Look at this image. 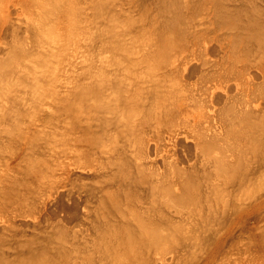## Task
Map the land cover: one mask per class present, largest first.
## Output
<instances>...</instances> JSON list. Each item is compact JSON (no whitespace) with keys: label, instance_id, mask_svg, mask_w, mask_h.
I'll return each instance as SVG.
<instances>
[{"label":"rangeland","instance_id":"rangeland-1","mask_svg":"<svg viewBox=\"0 0 264 264\" xmlns=\"http://www.w3.org/2000/svg\"><path fill=\"white\" fill-rule=\"evenodd\" d=\"M37 1V2H36ZM48 2V0H28V1H26V2H24V4L21 6V2L19 3V2H17L16 3V6H18L19 7V11L18 10H16V12H14V13H12V17H11V20L10 21H7L6 23H0V68H2L3 67V61L4 60H6V55L8 54H10L9 56L11 57V59L8 57V55H7V60L4 62V63H8V64H4V69L3 70H5V69H7L8 67H9V61H10V63H11V60H15V54H14V51H16L15 49H14V47L16 46V42H14V39L16 38V35H14V33L16 32V30L17 31H19V33L18 34H20L21 36H23V37H21V38H23V39H19L20 41L21 40H24L25 39V37H26V39H25V41H26V43L28 42V38H29V41L31 40V39H33V37H35L34 35V31H33V29L35 28V29H37L38 27H39V25L38 24H45V26L46 25H48L49 26V23H50V21H51V23H52V25L53 24H56L57 22H54V20H53V16H55V15H50V13L51 12H49V14H48V16H47V14H45V16H44V14H42V11H43V8L45 9L46 7H43V4L42 3H47ZM51 1V0H50ZM96 3H95V2ZM98 1H100V3L103 1V0H74V7L76 8V13L78 14V17H76L75 18V22H77V26L74 28V35H73V41H71L70 42V44L68 45V49H67V54H66V56L64 57V59L62 60H60L59 61V64H54L53 63V60L51 61V63H53V65L51 64V66H49V67H45V66H43V67H45L46 69H45V71L46 72H44V68H43V71H42V69H41V71L43 72V73H46V74H43L42 72H38V70H36V69H38V68H40L41 67V65H43V64H41V63H43V61L42 60H44L43 58L41 59V57H42V54L40 53V50H38L39 48H38V43H36L37 45V48L38 49H36L35 50V46H33V45H35V43H33V44H31V42H34L35 40H37V39H40V37H41V32L39 31L40 30V28H38L39 30H36V31H39V32H37V33H39V34H37L36 32V35H40V37H38L37 38V36L35 37V38H37V39H35L34 41H30V44H31V48H33V49H28L27 51L29 52H27L26 54H24L23 56H21L20 58H18V59H16L15 60V62H14V65L12 66V68H10L11 70H9L10 71V73H12V74H14V72H15V76H14V78L13 77H11L12 76V74H10V77L9 78H7L8 80V83H7V81L5 80V82H3V83H1V85L3 84V85H5L6 84V87H11V90L12 91H10L9 93L10 94H12V93H14L15 92V89L17 88V87H20V88H22V86L20 85V84H22V85H24V84H26L25 85V87L24 88H26L27 89V87H30V85H32V87H30V88H32V89H29L30 90V92L32 91H34V93H35V91L37 90V89H34L33 88V86H34V83H37V82H34V83H32V80L34 79L33 78V76L35 77V81H38V83H40L41 85H39L38 83V85H36V88L38 87V86H40V87H44V88H48V89H51V91H50V94L49 95H47V97L46 96H39V97H37L38 98V100H40V101H38V100H36V97H35V99L33 98L34 96H32L31 97V95H33V94H29L28 93V96L30 97V99L32 98V100H33V102L36 100V103H38V105L35 103V106H34V108H32V106H33V104L34 103H32V102H30L29 103V105H31L32 104V106H31V108L32 109H30V108H28L29 110H28V114H27V108L25 107L26 105L29 107V105H28V103L27 104H25L24 102H23V100H22V102L24 103H21L22 104V107L24 108L25 107V113H21V109H23V108H21V105H20V107H17V106H19L18 104H19V102H18V100L16 99L17 98V96L20 94V93H23V92H20L19 94L17 93V95H16V98L14 97V99H16L17 100V108H21L19 111H20V113L23 115V117H22V115H18L19 113H17V111H18V109H17V111H16V109H15V107L14 106H10L11 104H14V103H11L12 101H11V99L12 98H10L9 99V93L8 94H6V95H4L5 97H3L2 99H3V102H0V103H2L3 104V106H4V109H6L7 108V106L9 105V103H8V105L6 106L5 105V103L6 102H9L8 100H10L11 102H10V107H12V109H13V107H14V109L12 110L13 111V115L14 116H12V117H14L15 118V116H18V118L20 119V118H24L23 120L25 121L26 119H28V120H30V121H28V120H26V122H24L23 120V123H22V121H21V123H20V120H19V122L17 121V119L15 120L16 122H14L13 120V123H14V126L16 125V123L18 124V126H21V127H17L16 126V133L18 132L19 133V135H20V132L22 133V135H16V133H15V136L14 135H12L15 131H13L12 133H11V131H10V129L8 130L7 129V132H5L4 131V127L1 129V130H3V131H1L0 130V142L2 143L3 141H5V142H3L4 144L7 142V141H11L12 142V140L11 139H13V141L14 142H16V139H17V142H18V145H17V142L16 143H14V142H12L13 144H10L9 142L8 143H6L4 146L6 147V149L3 147V143H2V145H1V143H0V146H2L3 147V149H4V151H2L3 149L0 147V151H1V155H0V259L2 260H4L3 261V264H12V262H14L13 264H20L19 262H21V264L23 263L24 264V262H26L27 261V258H30L31 259V257L30 256H32L33 258H32V260H30V259H28L29 260V262H28V264L30 263V264H41V263H43L44 262V260H46L44 263L45 264H48V261L49 260H51L50 258H47L48 256H52V255H54V256H56L55 254H57L58 253V256H56V257H58V258H61L62 260H60V259H58L57 258V260H56V258L54 257V256H52V257H54V258H52V260L50 261L51 262V264H52V261L54 260H56L57 262H53V264L55 263H58L59 262V264H84V263H86V264H91V260L93 261L92 262V264H116V263H118V264H143V262H144V264H264V163H261V162H258L259 161V159H260V157L262 156V158H264V156L263 155H261L260 156V154L262 153V150H264L263 148H264V146H262L263 144H262V142H264V138H261V137H259L260 139H262V141H261V143H260V146L262 147V148H260V147H258L257 148V152H255L253 155H252V153L250 154L249 152L251 151H249V150H247V151H249V152H246V154L248 153V154H250V155H252L254 158L252 159V161H254V162H252L251 160H250V158H252V156L249 158V160H245V159H248V157L249 156H247V158H244V160H245V162L247 161H250V162H248V163H250V165L253 163V166H254V164H256V166H260L261 164H263V166H261V167H253L252 165L250 166L249 164V166H250V168L251 169H249V167H248V165H246L247 167H248V173H247V170H245L246 171V173L249 175V178H247L246 177V175H245V177H246V180L244 179V178H242V179H240L241 177H244V175L243 176H241L240 177V174H239V171H237L236 169H233V167L234 168H237L238 170L239 169H241V168H245V169H247L246 168V166L245 167H241V166H243L244 165V163H243V165H241L240 166V161H242V160H239V158L241 159L242 157H245L244 155H242V153H240L242 150H240V151H237V149H236V151H237V153H238V155H240L241 154V156L242 157H239V156H237L238 157V160H237V158H236V160H237V162H239L238 163V165L241 167H239V166H237V167H235L234 165H233V167H230V168H232L233 170L232 171H237V176H236V178L235 177H233V175H234V173H232V171H231V169L229 170V173H228V175L229 174H233L232 175V177L231 178H234V179H229V177L227 178V177H225L226 178V180L227 181H222V184H220V186H219V189H221V192L220 193H222V189H223V183H224V185L225 186H227L228 184V187H224L225 189H227V188H229V189H227L226 190V192H229V190H230V193L231 192H233V194H229L228 193V196H227V194L225 195V193H224V195L226 196L224 199H227V197H228V201H229V199L230 200H232V201H229L230 203H232V204H229L228 206V212H226V214H225V212L223 213V215H222V213H221V211H219V219L221 218V217H223L222 218V221L223 220H225V221H223V222H221V224H218V222L217 221H213V219L212 218H210L209 220L212 222H214L215 224H216V226H217V230L215 229L216 227L215 226H213V222L211 223L210 221H208V220H206V221H208V223L210 224H212V226L213 227H215L214 229H215V231H217V232H215L214 230H213V232H215V233H211V230H208L210 233H208V232H204V230H206V229H204L203 231H200V230H202L203 228H200L199 226H201V225H203V224H198L197 226L199 227L198 228V234L194 231H192V229H191V227H190V229H191V231L192 232H190L189 231V233L188 234H186L185 232L186 231H188V230H186V229H182V230H184V232L182 231V230H180L178 233L180 234V233H182V234H180V235H182V236H184V239H185V237L186 236H190V233L191 234H193L194 233V235L193 236H196V234H197V236L199 235V233H201L199 236L201 237V239H197V237H194V240L192 239V238H190V237H186V240H185V244L184 243H182V242H180V241H182L183 239V237L182 238H179L178 240V242H180L181 244H183V246L181 245H178L177 247H176V249H172V250H170L171 248H174V245H175V243H174V238H173V236H174V234L175 235H177L176 237L178 238L180 235H178L177 233H174L173 235H172V240H170V239H168L167 240V246H165L164 245V247H162L163 245V243L160 245V247H158V249L156 250V248H154V246L156 247V245L154 244V243H152V244H154L153 246H151V243H146V245L147 246H145L146 247V249H147V251H145L146 249H145V247H142L141 248V250H140V256H138V255H135L134 253H130L129 254V256L128 257H126L125 259L123 258V256H120L121 254H120V252L118 251V250H116V249H114V248H111V249H113L115 252H117L118 251V254H120V255H118V256H120V259H118V261H115V263H114V261H112V259H114V260H117V259H115V258H113V257H115V256H117L116 255V253L115 252H113V250L111 251V253L110 254H108L107 255V252H106V256L104 255V253H105V251H107L108 249H106L107 247H105V245L107 246V244H105V243H108L109 241H110V239H111V241L113 242L114 240H117V239H114L113 240V238H114V236H115V234H117V233H120V229H121V227L123 226V224L122 223H124V221L123 220H125V219H123L122 217L125 215V212L129 209V212L127 213V215L129 214V213H132L133 211H132V208L130 209L129 207H128V209L124 212L123 210V208H121V207H125V208H127V205H126V201H124L126 198H122V195H121V199H124L123 201H121V204H123L124 206H119L120 207V209H122V213L124 212V214H122L121 213V210H120V213L118 212L117 213V211L115 212V211H113L112 209L113 208H116V207H114L113 206V202H112V199L110 200V199H103V198H105L106 197V195H108V197H109V195H110V198L113 196V199H115L114 197L115 196H117V192H114L113 193V189H110V188H113L116 184H118L119 183V186L117 185V187H119L117 190H121V188H120V186H121V181H123L122 179H121V181L119 180V182H117L116 181V184H113L114 186L113 187H109V189H110V191H108L107 189H108V183L111 181V179H110V181L108 182V183H106V184H104L105 183V180H104V182H103V178L102 177H97V175H96V177L94 176V172H96V171H94V166H99L100 164V166H104V164H106V163H104V162H101V161H103V160H101V158L102 157H104V156H100V157H98L99 155H98V153H96L93 149V151L89 148L88 149V146H90L91 147V143H90V141L88 140V138H87V136L86 135H84V138L80 141V146H81V150H80V153H79V155H80V157L82 158V161H83V165H81V164H79V163H77L75 160L78 158V159H80L79 157H76V155L74 154V153H71L70 151H71V149H67V145H66V143H67V141H68V137H70L71 135H72V133L70 132V131H68L69 130V128L71 127V125H69L68 123H67V121L65 120V114H64V110H63V90H64V87H81L80 85H85L84 87H89V86H91L92 85V83L94 82V83H96L95 82V80H93L92 81V83L91 82H89V80L91 79H94V77H95V75L99 72V71H101L100 72V74L102 73L103 75H101V76H104L105 75V73H106V77H107V80H108V82L110 81L108 78H112V77H115V79H116V76H118L117 77V79L115 80L114 79V81H118V79H121V80H119V81H121V82H124L123 84L121 83V82H119L118 81V83H114L113 82V80H111L110 82H113L114 83V85L115 84H117V85H115L116 87H120V86H122V87H124V85H127L128 87H130V86H132L133 85V87H135L136 88V91L138 92H140V95L141 94H143V92H144V94L142 95V97H143V99L142 100H144V101H146V100H148V102L146 101L145 102V106L143 107V105H141V109H144V108H146V111L147 110H149V108H150V105H152L151 106V108L152 107H154L153 105H155L154 103H156L157 102V100L156 99H158V97H156V96H151V91L153 90L152 88L153 87H163L165 84H166V82H168L169 83V81H165L166 79H167V77L169 78V76H171V74L170 73H166V75H169V76H164L165 75V72L166 71H168V69L167 68H164V75L162 76V74H161V71L163 70H161L159 67H155L154 68V66H155V64L157 65V63H158V59H157V57L156 56H153V57H147V55H143L144 54V48L145 47H147L148 46V44H149V42L147 41V40H149V39H145V35L147 34V36L146 37H150V38H152V40L154 39L155 41H157L158 42V40H157V38H156V35L159 37V34H157L156 33V30L158 29V28H160L161 30L163 29V27H164V19L163 18H165V16H157V14H159L160 12L158 11V9L157 10H150L151 8H155V7H159L160 5H159V3H157V1L156 0H151V1H149L148 3L147 2H145V6H141L142 4H144L143 2H138V3H140L139 4V6L137 5L138 3H137V1H135V0H110V2H111V4L114 6H112L111 8H112V12H109V11H106L107 9H110V8H107V7H110L111 6V4H110V2H109V0H106V1H108L109 2V6H107V3L108 2H105V0H104V2L106 3L105 5L107 6L105 9L106 10H104V3L102 2V6H103V9H102V11L104 10V11H106V13L104 12L103 14H102V16H99V14H100V12H101V10H99L98 8L100 7H98L97 9L98 10H96L95 8H96V4H97V2ZM119 1V2H118ZM139 1H142V0H139ZM144 1V0H143ZM145 1H147V0H145ZM158 1H161V0H158ZM163 2L165 1V0H162ZM186 1H188V0H182V3H184L183 4V7L185 8V6L188 4ZM191 1H193V0H191ZM195 1V0H194ZM197 1V0H196ZM195 1V2H196ZM200 1H202L201 2V6L196 2V6H200L199 8L200 9H202V11L201 10H198V17L196 16V11H195V9H193L194 7H196L194 4L195 3H193V5L194 6H191L192 5V2L190 3L191 5V7H193L192 9L194 10V12L195 13H193L191 10V7L189 8L188 6L189 5H187L186 7H188V8H186L185 10L187 11V9H188V11L187 12H189L190 13V11L192 12L191 14H189V16L190 15H192V17L190 16V18L191 19H194V22H192L193 20H191V19H189V24L191 25L192 24V27L194 26L195 27V29L197 28H199L198 30L200 31V34L202 35V41L204 42H200V40L198 41V43H197V41L196 42H193L192 40L193 39H189V41H187L188 42V44L187 43H182L183 45L185 44V45H190V48H189V50H187L186 52H184V58L181 56V58H180V60L182 61V60H185V61H182V63H181V61L180 60H178L177 61V64H179L178 66H179V68L181 67V69H179L180 70V72H176V70L177 71H179L177 68L176 69H174V71H172V77H171V80H172V86H173V83H174V85H175V87H184V89H187V90H184L183 88H181L180 89V92H179V94H181L182 92H188V94H189V96H192V97H195V96H197L199 99H202V101H204L205 102V104H204V102H203V105H202V109H204L205 111H202V109L201 108H199V109H201V112H199L198 110H196V109H194V112H195V115H194V112H192L191 111V113H190V110H188V109H192L191 107H190V105H186L185 107L186 108H188L185 112H189V114L191 115V116H195V117H197V116H199V113H203L204 115H203V117L206 119L205 120V123L203 122V118H201V120H202V122L203 123H201V124H203V125H206V126H211V127H213V129L214 128H217V129H215L216 131L217 130H219L220 132H226V137H225V135L223 136V137H225V139H227L228 138V136H230L229 134H227L228 133V129L226 128V123H229V121H230V123H232L231 121H233V119L231 118H229L228 116H226V115H224L223 114V112H225L224 110H226L228 107H227V105L229 106L231 103L230 102H232L233 100H238L237 102H239V103H237L236 102V100L235 101H233L232 102V105L234 104L235 106H236V104H237V106L235 107V111H236V108L238 107V105H240V106H242V105H244V108L245 107H247V109L249 110L250 109V106H252L251 107V110L253 109V111L254 112H256V113H258L259 115V118L257 117L256 118V120L258 119H260V122H259V124L260 125H263L264 126V122H263V120H264V110H262V108L264 109V95H263V93H264V86H260L261 87V89L262 90H258L260 87H258V85L259 84H263L264 85V56H263V53L262 52H260L259 50H261L262 48V46H264V44H262V46L261 47H259V48H261V49H259V50H257L258 48H256V50L258 51V52H256V53H259L260 54V57L259 56H257V55H259V54H257V55H255V57H254V52L252 51L255 47H257V45L256 46H254L255 44H256V42H252V43H254V45L253 44H251L250 42V44H251V46H253L254 48H252L251 46V48H252V50L249 52L248 51V53H250L248 56L251 58L252 56L251 55H253V57L254 58H251V60H254L253 61V63L254 64H252V61L251 60H249V59H247V57L245 56H242V55H239L240 57H241V59H240V57L238 58V57H236V56H234V55H230V51H232L233 49H232V47L230 48V43H231V39H223V37H219V35H221V34H224V33H229V32H231L230 30H228V29H230V27L228 28L227 26L229 25V24H222L221 25V27H219V26H217L218 28H220V29H218L217 31H216V29L215 28H213L214 29V31H212V28H211V30H210V33H208V31H209V28L210 27H213L214 25H216V24H214V22L215 23H217V25H219L218 24V22H221L222 23V21H221V18H220V20L218 21V22H216L215 20H218L217 18H215V17H217V15H218V13H217V15L215 16V17H213V15H215V13L213 14V12L215 11V8H213V6H214V4H213V0H208V2H207V0H199V2ZM217 1V0H216ZM257 2L256 3H258V5L260 6V7H262L261 9H262V12H264L263 10H264V1H263V3H262V1L261 0H256ZM259 1H260V3H259ZM33 2H35V5H33L34 3ZM189 2V1H188ZM215 2V1H214ZM229 2V1H228ZM232 2H233V0H232ZM235 2V1H234ZM233 2V3H234ZM38 4V7H37V4ZM41 3V5H39ZM99 3V2H98ZM99 3V4H100ZM207 3V4H206ZM212 3V4H211ZM230 4H231V1L229 2ZM33 6H32V5ZM124 4V5H123ZM151 4V5H150ZM157 4H158V6H157ZM235 4V3H234ZM234 4H232L231 5V8H232V6L234 5ZM152 5H153V7H152ZM162 5V4H161ZM165 5H166V3H165ZM30 6H32V7H30ZM117 8H116V7ZM126 8H124V7ZM155 6V7H154ZM164 6V4L161 6V7H159L160 9L159 10H161V11H164V9H165V7L164 8H162ZM210 6V7H209ZM36 7V8H35ZM42 8V10H40L41 8ZM139 7H140V9H139ZM230 7V6H229ZM115 8V9H114ZM121 8V9H120ZM137 8V9H136ZM199 8H197L196 7V9H199ZM144 9V10H143ZM148 9L151 11V14L153 15V17H150V18H153V19H155L154 21H156L155 22V24L156 25H158L159 23H160V25H161V23L163 24L162 26H160L159 27V25H158V28L156 29V30H153L154 28H153V22L152 23H150L149 22V20H151V19H147V18H149V16H148ZM189 9H191L190 11H189ZM211 9V10H210ZM213 9V10H212ZM24 10V11H23ZM166 10V9H165ZM182 10V9H181ZM184 10V9H183ZM183 10H182V13H184L183 12ZM209 10H210V12H209ZM41 11V12H40ZM111 11V10H110ZM153 11V12H152ZM155 11H156V13H155ZM216 11H217V9H216ZM229 11V10H228ZM63 12L64 13H62L63 14V16L65 17L66 15H64L66 12L63 10ZM94 12V13H93ZM98 12H99V14H98ZM157 12H159V13H157ZM187 12H185L184 14H186ZM230 12H232V11H230ZM102 13V12H101ZM124 13H125V15H124ZM148 13V14H147ZM162 13V15H163V12H161ZM106 14V15H105ZM107 14L110 16H108V17H105V16H107ZM123 14V15H122ZM151 14H149L150 16H152ZM183 14V15H184ZM193 14H195V16L193 15ZM94 15V16H93ZM147 15V16H146ZM159 15H161V14H159ZM236 15V14H235ZM264 15V14H263ZM41 17V20H40V17ZM44 16V17H43ZM146 16V17H145ZM156 16H157V18H156ZM185 17L186 16H188V15H184ZM189 16L188 17H186V18H189ZM194 16V17H193ZM206 16H207V18H206ZM212 18H211V17ZM234 16V15H233ZM232 16V17H233ZM20 17H21V19H20ZM45 19V21H44V19ZM46 17H48V20L46 21ZM49 17H50V19H49ZM94 17H98L99 18V20L101 19V18H103L104 19V21H103V19L102 20H100V25L98 24V18H95L94 19ZM112 17V19L111 20H114L115 19V21H116V24H119V26L118 25H114V24H111L112 22H111V20H110V18ZM161 17V18H160ZM184 17V18H185ZM235 17V16H234ZM24 20H23V19ZM26 18V19H25ZM159 18H160V20L161 21H159ZM195 18H197L198 20L200 19V23L199 24H197V19H195ZM206 18V19H205ZM215 18V19H214ZM27 19L29 20V21H31V22H28L27 21ZM43 19V20H42ZM52 19V20H51ZM76 19H77V21H76ZM117 19V20H116ZM152 19V20H153ZM208 19V20H207ZM213 19H214V22H213ZM26 20V21H25ZM93 20H95V21H93ZM105 20H107V22L108 23H110L109 25H107L106 24V22H105ZM119 20V21H118ZM123 20V21H122ZM206 20H207V22H206ZM38 21H41V22H38ZM53 21V22H52ZM115 21H113L114 23H115ZM202 21H204L203 23H202ZM209 21V22H208ZM25 22H28L27 24L30 26V24H32L33 26H34V24H36L38 27L36 28V25H35V27H33L32 25L29 27V26H27L26 25V23ZM35 22V23H34ZM97 22V23H96ZM101 22H105V26L104 27H107V26H109V27H112L111 25H114L115 26V28H112V29H114V30H116L117 29V31H118V29H119V27H121L120 29L122 30V32L123 33H121V31H120V29H119V33L118 32H116V34L114 35V36H116V35H118V36H116V42H117V39H121V38H119V36L121 37V36H125V38H126V40H127V38H128V42L129 41H131V42H129V44H131V46H129V47H126V44L125 43H127V41H123V39H121L122 40V42H125V43H122V42H120V44L122 43V45H119V41H121V40H118V43H117V45L116 44H112V43H114V42H111V44L113 45V46H115L116 45V47H112V46H108L109 45V43H110V41H108V43L106 42L107 41V38L103 41V36H104V38H105V34H107V35H109L110 34V30L108 31V28H106L105 29V31H104V27L103 28H101L103 25H104V23H102L101 24ZM123 22V23H122ZM145 22V23H144ZM146 22H149L150 23V25L148 24V23H146ZM159 22V23H158ZM211 22V24L209 25V23ZM14 24L15 26H12L11 24ZM30 23V24H29ZM65 23V22H64ZM63 23V24H64ZM68 23V22H67ZM66 23V24H67ZM96 23V25H99V29L97 28V34L99 35L100 34V36H97L96 35V37H94V36H92V34L94 33V31H95V27H97V26H92L93 24H95ZM140 23V24H139ZM143 23V24H142ZM158 23V24H157ZM195 23V24H194ZM194 24V25H193ZM11 25V26H10ZM18 25H20V26H18ZM51 25V24H50ZM142 25V26H141ZM144 26V27H143ZM155 26V25H154ZM204 26V27H203ZM13 27V28H12ZM27 27H29L28 28V30L30 29V28H33V29H31V31H33V33H29V32H31L30 30L28 31L27 30ZM93 27V28H92ZM127 27V28H126ZM132 27L134 28V29H132ZM200 27H202V28H204V29H202L201 28V30H200ZM205 27H206V29H205ZM216 27V26H215ZM227 27V28H226ZM95 28V29H94ZM139 28V29H138ZM94 29V30H93ZM101 29H103V31L101 32ZM111 29V32L113 31L114 32V30H112ZM131 29V30H130ZM152 29V30H151ZM222 29V30H221ZM14 30H15V32H14ZM98 30H99V32H98ZM127 30L129 31V32H127ZM140 30V31H139ZM146 30V31H145ZM161 30L159 31V33H161ZM205 30V31H204ZM124 31H125V35H124ZM212 31V32H211ZM103 32H105V34L103 33ZM156 34H155V33ZM157 32H158V30H157ZM17 33V32H16ZM96 33V32H95ZM95 33H94V35H95ZM150 35H149V34ZM27 34L30 36H28V38H27ZM104 34V35H103ZM132 34V35H131ZM208 34V35H207ZM217 34V35H216ZM19 35V36H20ZM106 35V36H107ZM113 35H110V37L108 38L109 40H110V38H112L111 36H113ZM210 35V36H209ZM212 35V36H211ZM14 36H15V38H14ZM113 36V37H114ZM92 37H94L95 38V41H93V43H92ZM207 37L209 38V37H212V39L211 38H209V40L207 39ZM123 38V37H122ZM218 38V39H217ZM102 39V40H101ZM113 39V38H112ZM112 39H111V41H112ZM219 39L221 40V41H219ZM16 41H17V38L15 39ZM18 40V41H19ZM98 40H100V41H98ZM115 40V39H114ZM145 40H146V42H145ZM206 40V41H205ZM216 40V41H215ZM133 41V42H132ZM185 41V40H184ZM183 41V42H184ZM13 42H14V44H13ZM22 42H24V41H21L20 43L21 44H24L25 45V43H22ZM88 42H91L92 43V45L93 44H95V47H96V49H97V51L95 50V49H91V47H90V45H91V43H89L88 44ZM95 42V43H94ZM96 42H98L97 43V45L99 46V48H98V46L96 45ZM192 42V43H191ZM227 44H226V43ZM229 42V43H228ZM29 43V42H28ZM27 43V44H28ZM106 43H107V45H106ZM159 43V42H158ZM201 43V49L199 48V46H197V44H200ZM203 43V44H202ZM219 43V44H218ZM247 43V42H246ZM249 43H247V46H248V44ZM263 43H264V41H263ZM14 46H13V45ZM110 44V45H111ZM125 44V45H124ZM139 44H142L141 45V49L139 48ZM29 45V44H28ZM91 45V46H92ZM102 45H104L103 46V50H102ZM30 46V45H29ZM107 47V50H106V47ZM119 46V48H117ZM259 46V45H258ZM11 47V48H10ZM94 47V45H93V47L92 48H95ZM109 47V48H108ZM111 47L113 48L112 49V52H111ZM126 47V48H125ZM198 47V48H197ZM13 48V49H12ZM136 48V49H135ZM148 48V47H147ZM240 48V47H239ZM10 49L11 50H13V54L14 55H12L13 57H14V59H12L13 57L11 56V51H10ZM90 49V50H89ZM114 49H117L118 50V52H117V50H114ZM139 49H140V51H139ZM146 49V48H145ZM228 49H230V51L228 50ZM232 49V50H231ZM30 50V51H29ZM93 50V51H92ZM94 50L98 53V54H96L95 55V53H94ZM241 50V49H240ZM248 50H249V48H248ZM263 50H264V47H263ZM113 51H114V56H113ZM135 51V52H134ZM190 51V52H189ZM255 51V50H254ZM8 52H10V53H8ZM88 52L90 53V55H92L91 53H93L94 54V57L96 58V59H98L97 61H96V59H94L93 58V55L92 56H86V55H88ZM117 52V53H116ZM200 52H202V54H199ZM264 52V51H263ZM122 53H128V54H126V56L124 57V55L125 54H122ZM186 53L187 54H189V55H186ZM241 54H242V52H240ZM254 53V54H253ZM262 53V54H261ZM110 54V55H109ZM118 54V56H115V55H117ZM141 55V56H138V55ZM32 57H31V56ZM34 55V56H33ZM129 55V56H128ZM133 57H132V56ZM28 56H30V57H28ZM131 56V57H130ZM35 57H36V59H35ZM44 57V56H43ZM90 57H92V58H90ZM98 57V58H97ZM115 58V59H117V60H115L117 63H119L118 61V59L119 58H121L120 59V65H121V67L119 66L118 67V65L119 64H117L116 63V66H115V61H113L114 59H111V58ZM118 57V58H117ZM126 57H130L129 58V60L126 58ZM185 57H188V58H185ZM231 57H233L232 58V65L234 66H232V71H231V68L229 67L230 65H229V61H230V58ZM235 57V58H234ZM259 57V58H258ZM10 60H9V59ZM25 58L27 59V60H25ZM37 58H40L41 60H39V59H37ZM88 58V59H87ZM151 58H154L153 60L151 59ZM183 58V59H182ZM227 58V59H226ZM238 58V59H237ZM245 58H246V60H245ZM258 58V59H257ZM37 60L38 61V63H36V61L35 60ZM48 59V58H47ZM91 59H94L96 62V64L95 63H92V64H95V67H91L90 66V64H91V62L92 61H94V60H91ZM106 59V61H104ZM123 59V60H122ZM225 59V60H224ZM233 59H235V60H239L238 62H236L235 60H233ZM9 60V61H8ZM31 60H34L35 61V65H34V67L32 66V61ZM89 60H91V62H89ZM152 60V61H151ZM224 60V61H223ZM263 60V61H262ZM55 61V60H54ZM84 61V62H83ZM114 63H113V62ZM139 61H141V62H139ZM149 61H150V65L151 66H149L148 65V63H149ZM246 61H249V62H246ZM251 61V62H250ZM31 62V65L30 66H32L33 68H35V66H36V69L34 70L33 68H31L30 69V66L28 65L29 63ZM45 63L47 62L46 61V59H45V61H44ZM85 62H86V67L84 66V64H85ZM87 62H89L88 64H87ZM100 62V63H99ZM103 62H106L107 64H105V66H107V68H109V65H110V67L112 66V69L111 68H109L110 70H112V71H114L115 69L117 70H115L114 72L116 73H118V75H117V73L114 75V73L113 72H111V73H113V74H110V70L109 69H107L105 66H103V67H105L104 69H102V70H100L101 68H102V66H100L101 64H103L104 65V63ZM153 62V63H152ZM155 62V63H154ZM179 62V63H178ZM248 63L247 65H248V67H246V65H245V67H244V64L245 63ZM258 62V63H257ZM12 63H13V61H12ZM45 63H44V65H45ZM84 63V64H83ZM99 63V64H98ZM126 63V64H125ZM218 63V64H217ZM230 63H231V61H230ZM237 63V64H236ZM243 63V64H242ZM250 63V64H249ZM2 64V65H1ZM47 64V63H46ZM48 64H50L49 62H48ZM47 64V65H48ZM91 64V65H92ZM128 65L127 67L126 66H123L122 67V65ZM134 64V65H133ZM145 64H146V66H145ZM153 64V65H152ZM240 64V65H239ZM7 65H8V67H7ZM88 65V66H87ZM143 65L145 66V67H143ZM214 65V66H213ZM251 65V66H250ZM6 66V67H5ZM22 66V67H21ZM93 66V65H92ZM147 66H149L148 67V69H147ZM250 66V67H249ZM24 67V68H23ZM79 67V68H78ZM89 67H91V69L89 68ZM101 67V68H100ZM117 67V68H116ZM126 67V68H125ZM133 67H134V69H133ZM137 67H139L138 69H136ZM151 67V68H150ZM209 67H211V68H209ZM19 68H21V69H19ZM93 68V69H92ZM100 68V69H99ZM118 68H119V72H120V69H121V72H123L122 74H125L124 76L121 74V72L119 73L118 72ZM144 68V69H143ZM229 68H230V70H229ZM234 68H235V70H234ZM84 69H86V72H84ZM99 69V70H98ZM114 69V70H113ZM133 69V70H132ZM149 69H152V71L156 74V76H154L153 74H152V71H149ZM154 69H156L155 71H154ZM211 69V70H210ZM240 71H239V70ZM1 70V69H0ZM20 70H23V71H20ZM34 72L35 71V73H37V74H35L34 73V75L32 74V78L30 77V79L31 80H28L29 78H27L26 77V75H28V73L31 75V73H33L32 71ZM40 70V69H39ZM98 70V71H97ZM106 70V71H105ZM107 70H109V71H107ZM146 70H148L147 71V75H146ZM210 70V71H209ZM236 70H237V73H236ZM245 70H247V71H245ZM19 71V72H18ZM24 71H25V73H24ZM27 71H28V73H27ZM87 71H88V73H87ZM97 71V72H96ZM104 73H103V72ZM135 71H136V73H135ZM171 71H169V72H171ZM213 71H214V73H213ZM244 71V72H243ZM82 72V73H81ZM86 73V74H84V73ZM109 72V73H108ZM134 72V73H133ZM138 72V73H137ZM151 72V74L149 75V73ZM232 72V73H231ZM234 72V73H233ZM249 74H248V73ZM40 73H42L43 74V80H42V78L40 77L41 76V74ZM181 74V77H180V75H177V74ZM39 74V75H38ZM119 74H121V76L119 75ZM127 74V75H126ZM136 74H138V75H136ZM212 74H214L213 76H211ZM22 77H21V76ZM35 75H37L38 77H40L39 79L37 78V76H35ZM75 75H76V77H75ZM83 75V76H82ZM109 75H111L112 77H109ZM129 75V76H128ZM27 78H25V77ZM80 76V77H79ZM82 76V77H81ZM98 76V74L96 75V77ZM100 76V75H99ZM100 76V77H101ZM146 76V77H145ZM96 77H95V79H96ZM105 77V78H106ZM121 77V78H120ZM122 77H123V79H122ZM126 79H125V78ZM129 77V78H128ZM163 77H165L164 78V80H163ZM11 78H13V79H11ZM105 78L103 77V84H104V82L106 83L107 82V80H105ZM20 79H21V81H20ZM36 79H38V80H36ZM74 79H76L77 80V83H75L74 84ZM80 79V80H79ZM98 79H99V77H98ZM100 79V80H101ZM124 79H125V81H124ZM144 79H145V81H144ZM152 79V80H151ZM28 80V81H27ZM42 80V81H41ZM76 80H75V82H76ZM99 80V81H100ZM138 80V81H137ZM148 80V81H147ZM175 80L177 81V82H175ZM251 80V81H250ZM256 81V83H255V81ZM260 81V83H259V81ZM262 80V81H261ZM11 81V83H9ZM14 81V82H13ZM16 81V82H15ZM22 81H24V82H22ZM29 82V84H27V82ZM39 81H41V82H39ZM136 81V82H135ZM154 81H156L155 83L156 84H154ZM158 81H160V83L158 82ZM162 81L164 82L165 81V83H162ZM254 81V82H253ZM26 82V83H25ZM81 82V83H80ZM90 83V85L88 84V83ZM101 82V81H100ZM107 82V83H108ZM125 82L127 83V84H125ZM131 82H133V83H131ZM153 82V83H152ZM251 82V83H250ZM253 82V83H252ZM85 83V84H84ZM93 83V84H94ZM129 83H131V84H129ZM136 83V84H135ZM161 84V85H159V84ZM258 83V84H257ZM97 84H99V82H97ZM112 84V83H111ZM122 84V85H121ZM135 84V85H134ZM146 84H148V85H146ZM151 84V85H150ZM153 84V85H152ZM177 84V85H176ZM179 84V85H178ZM255 84H257V85H255ZM89 85V86H88ZM94 85H96V84H94ZM114 85H112V87L114 86ZM150 85V86H149ZM155 85V86H154ZM15 88H14V87ZM107 86H108V84H107ZM111 86V85H110ZM127 86H125V87H127ZM149 86V87H148ZM171 86V87H172ZM5 87V86H4ZM39 87V88H40ZM96 87H98V85L96 86ZM145 87V88H144ZM166 87H170V86H168V84H167V86ZM255 87L257 88V90H254L255 89ZM23 88V89H24ZM149 88V89H148ZM18 89V88H17ZM138 89V90H137ZM151 89V91L149 92L148 90H150ZM250 89H253L254 91H256V93H254V91L253 90H250ZM21 90V89H20ZM19 89H18V91H20ZM25 90V89H24ZM147 90V91H146ZM182 90V91H181ZM184 90V91H183ZM190 90L192 91L191 92V94H190ZM17 90H16V92H18ZM22 91V90H21ZM27 90H25L24 92L26 93V95H27V92H26ZM244 91V92H243ZM260 91H262V94H261V92ZM29 92V91H28ZM132 92H133V90H132ZM131 92V93H132ZM137 92L135 93V95L137 94ZM184 92V94L185 95H187V93H185ZM239 92V93H238ZM243 92V93H242ZM257 92H258V94H260V95H258L257 94ZM24 93V94H25ZM150 93V94H149ZM154 92H152V94H153ZM237 93V94H236ZM245 93V94H244ZM183 94V93H182ZM243 94L245 95L244 97H241L242 98V100H241V98L239 99V97L242 95L243 96ZM21 95V94H20ZM154 95V94H153ZM240 95V96H239ZM263 95V97H260V96H262ZM15 96V95H14ZM25 96V95H24ZM144 96H148L147 98L145 97L144 98ZM228 96H229V99H228ZM13 97V96H12ZM19 97V96H18ZM23 97V96H22ZM233 97V98H232ZM234 97H237V98H234ZM20 98V97H19ZM26 98V97H25ZM24 98V99H25ZM20 99H22V98H20ZM232 101H231V100ZM243 99H246V100H243ZM253 99V100H252ZM13 100V99H12ZM27 100H29V98H27V99H25V101H27ZM31 100V101H32ZM137 100V99H136ZM140 101V103L141 104H144L143 103V101ZM240 100V101H239ZM250 100V101H249ZM15 100H13V102H14ZM20 102H21V100H19ZM151 101V102H150ZM154 103H153V102ZM246 101H247V104L248 105H246ZM28 102V101H27ZM53 102V103H52ZM227 102H229V103H227ZM241 102H242V105H241ZM245 104H244V103ZM226 103H227V105H226ZM7 104V103H6ZM15 104V105H16ZM23 105H25V106H23ZM37 105V106H36ZM40 105H42V106H40ZM232 105H230L229 106V110L227 111V113L231 110V111H234V110H232V109H234V108H232L233 106ZM246 105V106H245ZM8 106V107H9ZM148 106H149V108H148ZM239 106V107H240ZM263 106V107H262ZM2 106L0 105V108H1ZM43 107V108H42ZM156 107V106H155ZM227 107V108H226ZM255 107V108H254ZM258 107V109H256ZM261 107V108H260ZM42 108V109H41ZM148 108V109H147ZM151 108H150V110H151ZM226 108V109H225ZM231 108V109H230ZM244 108H243V106L240 108V109H243L244 110ZM2 109H3V107H2ZM2 109H0L1 111H3ZM7 109H9V108H7ZM6 109V110H7ZM34 109V110H33ZM153 109V108H152ZM246 109V108H245ZM246 109V110H247ZM30 110H32V111H30ZM48 110H50L48 113H47V111ZM51 110H52V112H51ZM145 110V109H144ZM221 110V111H220ZM223 110V111H222ZM237 110H239V109H237ZM261 110V111H260ZM0 111V113H2V114H0L2 117H4V118H6L5 116L7 115H4V112H6V111H3V112H1ZM17 113V115H16V113ZM30 111V112H29ZM240 111V110H239ZM8 112V111H7ZM9 112H10V109H9ZM22 112H24V110L22 111ZM32 112V113H31ZM41 112V113H40ZM44 112H45V114H44ZM220 112V113H219ZM236 112H238V111H236ZM263 113V114H261V113ZM15 113V114H14ZM31 113V114H30ZM40 113V114H39ZM46 113L47 114H50L51 115V113L53 114V115H46ZM144 113H145V111H144ZM219 113V114H218ZM231 113V112H230ZM225 114H226V112H225ZM260 114H261V118H263V120H261V118H260ZM11 115V113L9 114V115H7V116H10ZM48 116V118L47 117H44V116ZM57 116V117H55V116ZM226 116V118H225V121H223L224 120V117L221 119V116ZM227 115H229V114H227ZM19 116H21V117H19ZM26 116H29L28 118L26 117ZM230 116V115H229ZM41 117V118H40ZM53 117H54V119H53ZM1 118V117H0ZM9 118V117H8ZM8 118H6V119H2L3 121H7V122H3V121H1V126H3V123L5 124V123H8V126L6 125L5 127L7 128V127H9L10 128V126L9 125H11V120L9 121L8 120ZM26 118V119H25ZM36 118V119H35ZM44 118V119H43ZM55 118H57V119H55ZM199 118V117H198ZM10 119H11V117H10ZM49 119H51V121L52 120H54V121H56V122H54V121H52V123H51V121L49 120ZM228 119H230V120H228ZM255 119V118H254ZM45 120V121H44ZM228 120V122H226ZM50 121V122H49ZM193 121V120H192ZM262 121V122H261ZM3 122V123H2ZM194 122V121H193ZM226 122V123H225ZM12 123V124H13ZM229 123V124H230ZM262 123V124H261ZM84 125L86 124V122H84L83 123ZM222 124H223V127H222ZM229 124L227 125L228 126V128H229ZM27 125V126H26ZM183 125V124H182ZM181 125V126H182ZM185 125H188V124H185ZM259 125V126H260ZM12 126V125H11ZM190 126V128H191V124L189 125ZM189 126L187 127V126H182V127H180L179 128V132H180V134L179 135H177V137L173 140H169L170 141V143L169 142H167L166 143V141H167V137H165V136H167V132H165V130L167 129H165V128H163L162 126H160V129L161 130H163L164 129V132L161 134V132L159 133L160 135H161V137L160 138H158L159 137V134H155V133H153V132H150L148 135H144V142L145 141H147V145H145L144 147L146 148H143L144 149V151H145V153L147 152L148 153V151H149V153H150V151L153 153V154H148V155H146L145 153V156H143L142 154L140 155L141 157H142V159H143V161H145V159H147V158H149V157H155V155L158 153V155H156V158H158V160H160L161 161V158L162 157H170L169 159L170 160H176L177 162H179V164L181 165V166H184L185 165V167H188L190 164L189 163H191L192 161H194L195 159H196V157H197V155H196V151H197V149H196V147L194 146V143H195V139H194V137H192L191 135H192V132H190L191 130H193V128L190 130V128H189ZM262 126V130H264V127ZM23 127V128H22ZM24 127H26V128H24ZM12 128H13V126H12ZM11 128V129H12ZM15 128V127H14ZM227 130H226V129ZM238 128V127H237ZM260 128H261V126H260ZM18 129H19V131H18ZM68 129V130H67ZM225 129V130H224ZM230 129L231 128H229V131H230ZM161 130H159V131H161ZM190 130V131H189ZM48 131V132H47ZM78 131V130H77ZM6 133V134H5ZM7 133H11V134H9V135H11V136H7V138L9 137V139H6L5 137H4V135H8ZM66 135H65V134ZM70 133V134H69ZM153 135H152V134ZM230 133V132H229ZM261 133H264V131H261ZM4 134V135H3ZM107 134H110L109 136H111L112 138H110V140L108 139L107 140ZM106 135L107 136H105V135H103L102 134V136H105V138H104V140L106 139L107 140V143H108V145L110 146H114V144H116L117 143V145L118 144H120V143H118V142H115V140H116V138H117V140H119L120 139V136L121 135H123V133H120L118 136H117V134L116 133H114V134H112V132L111 133H107ZM164 134H165V136H164ZM2 135V136H1ZM49 135V136H48ZM154 135H156V136H154ZM261 135V134H260ZM259 135V136H260ZM264 135V134H263ZM13 136H14V138H13ZM23 136V137H22ZM101 136V137H102ZM114 136H117L116 138H113ZM124 136V135H123ZM122 136V137H123ZM158 136V137H157ZM164 136V138L162 139V137ZM6 139V140H4V138ZM11 137V138H10ZM42 137V138H41ZM121 137V140L123 139ZM179 137V138H178ZM231 137V136H230ZM40 140H39V139ZM44 138V139H43ZM109 138V137H108ZM119 138V139H118ZM127 138V137H126ZM130 138H132V137H130ZM147 138H148V140H147ZM158 138V139H157ZM166 138V139H165ZM232 138V137H231ZM231 138H230V140H231ZM234 138V137H233ZM235 138H237V137H235ZM235 138L234 139H232V140H235ZM52 139V140H51ZM165 139V140H164ZM225 139H223L227 144L226 145H228L231 141L229 140V142L228 141H226ZM229 139V138H228ZM227 139V140H228ZM1 140H3V141H1ZM19 140V141H18ZM44 140V141H43ZM46 140V141H45ZM105 140V141H106ZM116 140V141H117ZM121 140H119V141H121ZM123 140H125V136H124V139ZM122 140V141H123ZM128 140H129V137H128ZM127 140V141H128ZM159 140H161L162 142L161 143H164L165 145H163V144H161L160 143V141ZM220 140H222V139H219V141H218V145H219V142H221L220 144H222V142H223V140L222 141H220ZM239 140H240V138H239ZM33 141L35 142V145H33L34 143H33ZM110 141V142H109ZM126 141V140H125ZM125 141H123V143H121L120 145H122L123 144V146H125L124 144H125ZM130 141V140H129ZM131 141H133V142H135L134 144H136L135 146H133V148L135 147H137V141H136V139L134 138V136H133V140L131 139ZM158 141V142H157ZM172 141V142H171ZM236 141V140H235ZM235 141H232L233 142V146H235V145H238L239 143L238 142H236L235 143ZM238 141V140H237ZM241 141V142H240ZM239 142H240V144L242 145L241 147L243 148V147H245L244 145H247L248 144V142H247V144H245L244 142L246 141V140H244V142H242L243 141V138H242V140H240ZM115 142V143H114ZM225 142H223V144H225ZM72 143H74L73 141H72ZM114 143V144H113ZM161 144L162 145V148L160 147L161 145H159V148L161 149V151H160V149H159V151H157L158 150V148H157V146H156V144ZM234 143H235V145H234ZM238 143V144H237ZM243 143H244V145H243ZM40 144V145H39ZM45 144V145H44ZM145 144H146V142H145ZM217 144V142L216 143H214L213 145H214V147H216L215 149V152H218V151H220L221 152V147H222V145L220 146V150L218 149L219 148V146L218 145H216ZM240 144H239V147H240ZM262 144V145H261ZM7 145V146H6ZM16 145V146H15ZM33 145V146H32ZM84 145H86V147L87 148H85L84 147ZM88 145V146H87ZM120 145H119V147H120ZM148 145H149V147H148ZM216 145V146H215ZM226 145H223V147L225 148H223L222 147V150L224 149V150H228V151H225L226 152V154L228 153L229 155L231 154L230 152L231 151H229V150H232L233 148H237V146H235V147H233L232 149H231V145L232 144H230L229 146H227V147H225ZM8 146L10 147V148H8ZM14 146V147H13ZM35 146V147H34ZM36 146H37V148H36ZM112 146V147H113ZM116 146V145H115ZM113 147V149L114 150H112V151H114L113 152V154L117 151V150H119V147L118 146H116V147H118V149L116 150V147ZM190 146V147H189ZM13 149H12V148ZM16 147V148H15ZM151 147V148H150ZM240 147V148H241ZM122 148H124V147H120V149L122 150ZM131 148V147H130ZM133 148H131L130 149V151H133ZM226 148H228V149H226ZM239 148V149H240ZM247 148V147H246ZM245 148V149H246ZM262 149L260 152H259V154L257 155V156H255V154H257L258 153V151L260 150V149ZM9 149H10V151H9ZM125 149V148H124ZM124 149H123V151H124ZM127 149H129V146L127 147ZM149 149V150H148ZM191 149V150H190ZM238 149V150H239ZM244 149V148H243ZM244 149V151H246ZM248 149H250L249 147H248ZM259 149V150H258ZM91 150V152H90V154H89V151ZM126 150V149H125ZM135 151L136 150H138L139 152H141L140 150H139V148L137 147V149H134ZM147 150V151H146ZM6 151V152H5ZM127 152H125V153H128L129 155H127V156H129V158L127 157V156H125V158L126 159H131L130 158V156H132L133 154L135 155V153H137L138 151H136L135 153L133 152V153H131L132 155H130V151H128V150H126ZM143 151V152H144ZM236 151H232V152H236ZM243 151V152H244ZM255 151V150H254ZM139 152H138V154H139ZM155 152H157L156 154H155ZM83 153V154H82ZM91 153L93 154V155H91ZM118 153V152H117ZM117 153H115V155L116 156H118V154ZM223 153H224V151H223ZM245 153V152H244ZM243 153V154H244ZM263 153H264V151H263ZM33 154V155H32ZM88 154V155H87ZM111 155H113L112 153H110ZM137 154V155H138ZM227 154V155H228ZM245 154V155H246ZM71 155V156H70ZM75 155V156H74ZM137 155L136 156H134V157H136V160L137 161H139L140 159H141V157L139 158V157H137ZM47 156H48V158H47ZM74 156V157H73ZM95 156V157H94ZM107 156V155H106ZM110 156V155H109ZM116 156H115V159H116ZM139 156V155H138ZM147 156V157H146ZM258 156H260L259 157V159L258 160H256V158L258 157ZM39 159H38V158ZM111 157V156H110ZM113 157V156H112ZM134 157L132 156V160L134 159ZM146 157V158H145ZM235 157V156H234ZM38 160H37V159ZM100 158V159H99ZM107 157H105L104 159H106ZM145 158V159H144ZM156 158H154V159H156ZM260 159L261 161L263 160V159ZM32 159H34L33 160V162L31 161ZM100 161H99V160ZM103 159V158H102ZM113 159H114V157H113ZM113 159H106L105 161L107 162V161H109V163H110V161H115V159L113 160ZM118 159V158H117ZM139 159V160H138ZM191 159H193L192 161H191ZM243 159V158H242ZM256 160V163H255V160ZM49 160V161H48ZM73 161V162H76V164H73L72 166H71V169L69 168V169H67V163L69 162V161ZM136 160L135 161H130V163L132 162V163H135V164H137V162H136ZM148 161H149V163H151V165L148 163V166H142V168H140L139 166H138V169H137V165H135V164H132L135 168L134 169H131V171L133 170L134 172H136V174H137V176L139 177V175H138V173L140 172V170H144V169H146L147 168V170H148V172L149 171H151L152 169H155V167H157L156 165H158V164H160L161 162L160 161H158L157 159H156V161H157V163L158 162H160V163H156V165H154L155 164V161L153 160V159H147ZM236 160H235V162H236ZM31 162H32V166L33 167H31L30 168V165L29 164H31ZM35 162V163H34ZM51 162V163H50ZM85 162H88V163H91V164H94V166H90V165H85ZM146 162V161H145ZM143 163V165H147V163ZM234 162V163H235ZM257 162L259 163L258 165H257ZM34 163V164H33ZM104 163V164H103ZM154 163V164H153ZM36 164H38V166H36ZM107 164H108V162H107ZM153 164V165H152ZM35 165V166H34ZM44 165H46V168L44 167V169L43 170H41V168L40 167H43ZM109 165V164H108ZM152 166V168L150 167V166ZM235 165H237V163H235ZM97 166V167H98ZM99 166V167H100ZM161 166H162V164H161ZM38 167V168H37ZM96 167V168H97ZM117 167V166H116ZM115 166H114V168H116ZM148 167H150V168H148ZM163 167V166H162ZM253 168H258L259 170L257 171V172H255L256 171V169L254 170V172H255V174H254V172H252L251 173V170L253 169ZM30 169V170H29ZM33 169V170H32ZM97 169H99V168H97ZM151 169V170H150ZM129 170V169H128ZM244 170V169H243ZM42 173H41V172ZM43 171H44V173H43ZM130 171V170H129ZM130 171V173H133L132 175H133V177H131V178H135V180L138 178L137 176H136V174L134 175V172H131ZM138 171V172H137ZM146 171V170H145ZM230 171H231V173H230ZM241 171H242V169H241ZM241 171H240V173H241ZM245 171H243L242 172V174H244V172ZM253 171V170H252ZM40 172V173H39ZM144 171H142V173H143ZM141 172H140V174L141 175H143ZM146 173H147V171H146ZM236 173V172H235ZM250 173V174H249ZM32 174V175H31ZM37 174V175H36ZM41 174V175H40ZM131 175V176H132ZM238 175H239V179H237L238 178ZM41 176V177H40ZM45 176V177H44ZM46 176H48V177H46ZM117 176V175H116ZM118 176H120V175H118ZM136 176V177H135ZM230 176V175H229ZM10 178H12V179H10ZM17 178V179H16ZM97 178V179H96ZM116 178V177H115ZM121 177H119V178H117V179H120ZM140 178V177H139ZM139 178H138V183H140L139 185H141L142 184V182L139 180ZM263 178V179H262ZM49 179V180H48ZM100 179L102 180V181H100ZM104 179H108V178H104ZM116 179V180H117ZM133 179H130L131 181L133 180ZM235 179H237V180H235ZM259 179V180H258ZM15 180V181H14ZM98 180V181H97ZM130 180H128V181H130ZM134 180V181H135ZM236 182H235V181ZM242 180V181H241ZM14 181V182H13ZM19 181V182H18ZM21 181V182H20ZM48 181V182H47ZM112 181H114L115 182V179L113 180L112 179ZM133 181V182H134ZM232 181L233 182H235V183H232ZM241 181V182H240ZM262 181H263V183H262ZM16 182H18V183H16ZM107 182V181H106ZM114 182H112V183H114ZM133 182H128V183H130V184H128V185H133L134 183H136V181L133 183ZM21 183V184H20ZM23 183V184H22ZM46 183V184H45ZM112 183H111V186H112ZM123 183V182H122ZM227 185H226V184ZM232 183V184H231ZM15 184H17V185H15ZM18 184L20 185L19 187H17L18 186ZM101 184H103V185H101ZM137 184V183H136ZM260 184V185H259ZM262 184V185H261ZM15 185V186H14ZM123 185V184H122ZM138 185V184H137ZM222 185V186H221ZM254 185H255V187H254ZM259 185V186H258ZM101 186V187H100ZM103 186H105L106 187V189L105 190H101L102 188H105V187H103ZM133 186H135V188L136 189H133V187L132 186H129V188H131L132 187V189L134 190V193H132L133 192V190H132V196L133 197H135V196H143L144 195V193H139V194H137L136 195V193H135V191L137 190L138 191V189L140 190V188H141V190L143 189V187H140V188H138V186H136L135 184L133 185ZM16 187L18 188V189H16ZM89 187V188H88ZM94 187V188H93ZM122 187V186H121ZM221 187V188H220ZM254 187V188H253ZM12 188H15V189H12ZM97 189L98 191H104V193L106 192V194L104 195V193H102L105 197H103L102 195V197L100 196V195H97V194H99V193H96V194H93L92 193V189ZM115 189H116V187H114ZM129 188H127V190L129 189ZM96 189L94 190L95 192H96ZM114 189V191H117V190H115ZM9 190H11V191H9ZM14 190V191H13ZM110 192V193H112V194H107L108 192ZM120 190H119V194H121L122 193V191L120 192ZM93 191V192H94ZM97 191V192H98ZM131 191V190H130ZM223 191H224V189H223ZM251 191V192H250ZM255 191V192H254ZM88 192H89V194H88ZM94 192V193H95ZM139 192V191H138ZM143 192V191H142ZM225 192V191H224ZM254 192V193H253ZM92 193V194H91ZM116 193V194H115ZM101 194V193H100ZM113 194H115V196L113 195ZM141 194H143V195H141ZM235 194V195H234ZM251 194V195H250ZM90 195V196H89ZM112 195V196H111ZM223 195V196H224ZM233 195V196H232ZM23 196V197H22ZM25 196V197H24ZM98 196H99V198H98ZM125 196V194H123V197ZM215 196V195H214ZM232 196V197H231ZM101 197V198H100ZM118 197V196H117ZM126 197V196H125ZM144 197V196H143ZM143 197H141V198H143ZM232 199H231V198ZM98 198V199H97ZM140 199V197H136V198H134V199H132L131 198V202H133V206H132V204H130L128 201H127V203H129L130 205H131V207H134V212H140V213H138V214H142L143 216H144V214H147L145 217H148V218H146V220H148V222L145 220V217H143V216H141V217H143V219L145 220V223H146V225H148V223L151 221L150 219L152 218V217H150V216H153L154 215V213H155V215H156V217L155 216H153V220L155 219V218H157L158 216L157 215H159L157 212H155V210L158 208L156 205H151V207L149 208V206H150V204L151 203H149L150 201L149 200H144L145 199V197H144V199H141V201H138ZM93 200V201H92ZM101 200H104V202H102ZM106 200H110L109 202H111L110 204H109V208L107 207V205H108V203L109 202H106L107 203V205H106V203H105V201ZM127 200V199H126ZM144 200V201H143ZM236 200V201H235ZM226 201V200H225ZM96 202V203H95ZM102 202V203H101ZM135 202V203H134ZM137 202H142V204H144V206H145V204H148V205H146L144 208L147 210H149V211H151L152 213H153V215L149 212V211H146L147 213H144L143 214V207L142 208H140V210L141 211H138L137 209H139L137 206L139 205V203H138V205H136V203ZM99 203V204H98ZM104 203V205H102ZM237 203V204H236ZM96 204V205H95ZM119 204H120V202H119ZM141 204V203H140ZM130 205H128V206H130ZM135 205H136V207L137 208H135ZM233 205V207H231V206ZM234 205H236L235 207H234ZM240 205V206H239ZM103 206H105V209L103 208ZM156 206V207H155ZM239 206V207H238ZM102 207V208H101ZM140 207V206H139ZM152 207H155V209L154 208H152ZM91 208V209H90ZM233 208V209H232ZM103 209L104 210H106L107 209V212L105 211V212H103ZM112 210V212H114V216H112L113 215V213H112V215L109 213V212H111V210ZM145 209H144V212H145ZM154 211H153V210ZM101 210V211H100ZM118 210V209H117ZM118 210V211H119ZM131 210V211H130ZM158 210V209H157ZM89 211V212H88ZM234 211V212H233ZM96 213V214H95ZM98 213V214H97ZM105 213V214H104ZM109 213V215L110 216H112V218H111V221L110 220H108V221H104L103 222V220L102 219H104V220H107V218L108 219H110V216H108V215H106V214H108ZM116 213H117V216L118 217H115L116 216ZM148 213H150L149 215H148ZM121 214L123 215V216H121ZM136 215V213H135V215H134V213L132 214V215H128V217H127V215L126 216H124V218H131V219H133L134 220V223H138L137 221V219H141L140 221H139V223L141 222L142 224H144V221H143V219L139 216V215ZM220 214H221V217H220ZM107 216L106 218H103L104 216ZM136 217V216H138L136 219L135 218H132V217H134V216ZM100 216V217H99ZM130 216V217H129ZM132 216V217H131ZM114 217V218H113ZM150 217V218H149ZM159 217H160V215H159ZM158 217V221H160V218ZM99 219V220H98ZM114 221H119V223H120V221L122 220V222L120 223V224H122V225H120V226H118L119 224H118V222H117V227L119 228V229H115V228H113L114 226H112V224H115V222H113V223H111L113 220ZM119 219V220H118ZM131 219H129V220H126L125 221V223H124V225L126 224H133V223H131L132 221H131ZM227 219V220H226ZM135 220H136V222H135ZM153 220L151 221V222H153ZM156 220V222H157V219H155ZM100 221V222H99ZM130 222V223H126V222ZM206 221L204 222V224L206 223ZM99 222V223H98ZM108 222V223H107ZM150 222V223H151ZM185 222H187V221H185ZM201 221H199V223H200ZM203 222V221H202ZM97 223V224H96ZM103 224L104 225V227L101 229V225H99V224ZM111 223V226H110V228L108 229V224H110ZM138 223V224H139ZM141 223H140V225L139 226H141V227H143L142 225H141ZM149 223V224H150ZM182 223H184V222H182ZM188 223V224H187ZM187 223H184L185 225H184V227H186V225L188 226H190V223H192V222H187ZM195 223V225H193ZM193 224H192V227L193 226H195V227H193V230H194V228L196 229V223H198V222H194ZM208 223H206V225H204V226H207V224ZM220 223V222H219ZM107 224V225H106ZM225 224V225H224ZM98 225H99V227H100V229L101 230H103L106 234H107V236L110 234V232H111V235H110V239L106 236V234L105 233H103V232H101V231H99L98 230ZM125 225V226H126ZM130 225V226H131ZM107 226V227H106ZM125 226H123V227H125ZM134 225H132L131 226V228H132V230H134V229H136V226H137V224H135V226L133 227ZM212 226H209L210 228L212 227ZM221 226V227H220ZM115 227H116V225H115ZM202 227V226H201ZM208 227V228H209ZM212 227V228H213ZM224 227V228H223ZM105 228H107V229H105ZM187 228V227H186ZM209 228V229H210ZM221 228V229H220ZM62 231H61V230ZM140 229V228H139ZM138 228L136 229V231L137 230H139ZM218 229H220V231L218 230ZM98 231V232H97ZM65 232H66V235H63V233L65 234ZM134 232V231H133ZM139 232V231H138ZM177 232V231H176ZM59 233H61V234H59ZM98 233L100 234V235H98ZM102 233V234H101ZM186 235H185V234ZM68 234H69V236H68ZM106 236H104V235ZM114 234V236H113V238H111V236ZM140 234H142V232L140 231L137 235H136V233L134 234V235H136V236H138V235H140ZM209 234V235H208ZM59 235H61V236H64V237H66V238H64V237H59ZM118 235V234H117ZM143 235V234H142ZM212 235H214V236H212ZM141 236V235H140ZM145 236V235H144ZM192 236V235H191ZM203 236V237H202ZM207 236V237H206ZM98 238V240H96V238ZM102 237V239L99 241V239ZM104 237V238H103ZM57 238H59V239H57ZM85 238V239H84ZM106 238H108V240L106 239ZM115 238H117L116 236H115ZM188 238H190V240L188 239ZM196 238V239H195ZM93 239V240H92ZM104 239L105 240H107V242L105 241L104 242ZM187 239L189 240V241H187ZM205 239H206V242H205ZM49 242H48V241ZM55 240V241H54ZM82 242H81V241ZM87 240V241H86ZM103 240V241H102ZM204 242H203V241ZM53 241V242H52ZM61 241V242H60ZM80 241V242H79ZM171 241H173L172 243H171ZM198 241V242H197ZM76 242V243H75ZM93 242V243H92ZM99 243V244H94V243ZM102 242H104L103 243V245L102 244H100V243H102ZM176 242V241H175ZM47 243V244H46ZM53 243V244H52ZM59 243H63V245L62 244H59ZM65 243V244H64ZM81 245H83V243H84V247L82 246H80V244ZM88 243V244H87ZM177 243V242H176ZM207 243V244H206ZM67 244V245H66ZM79 244V245H78ZM105 244V245H104ZM157 245H159L160 243H156ZM171 244H174L173 245V247L171 246ZM40 245V246H39ZM48 246V247H45L44 248V246ZM78 246V248H76L77 246ZM96 245V246H95ZM98 245V246H97ZM149 245V246H148ZM171 246V248L169 249L168 247L169 246ZM54 246V247H53ZM61 246H65V247H61ZM87 246V247H86ZM91 246V247H90ZM94 246V247H93ZM101 246V247H100ZM102 246H103V248H102ZM144 246V245H143ZM151 246V247H150ZM185 246V247H184ZM40 247V248H39ZM57 249H56V248ZM67 247V248H66ZM72 247V248H71ZM74 247V248H73ZM80 247H81V249H82V251L83 252H81V250H80ZM89 247V248H88ZM93 247V248H92ZM98 247H99V249H102V251H104V253H102V251L101 250H99L98 249ZM109 247V246H108ZM153 247V248H152ZM167 247V249L165 250V248ZM180 247V248H179ZM184 247V248H183ZM204 247V248H203ZM34 248L35 249H39L38 251H40L41 253H39V254H41V255H37L35 252H37V251H35L34 250ZM43 249V251H41L42 249ZM53 248V249H52ZM64 248H65V250H64ZM76 248V249H75ZM96 248V249H95ZM109 248V251L111 250ZM149 248H151V249H149ZM31 249V250H30ZM48 249V251H46V250ZM52 250V251H49V250ZM59 249V250H58ZM67 249H70V250H68L67 251ZM72 249V250H71ZM78 249V250H77ZM101 252V255L99 254V251ZM103 249H106V250H103ZM155 249V250H154ZM187 249V250H186ZM204 249V250H203ZM206 249V250H205ZM32 251V252H30V251ZM54 250H56V251H54ZM58 250V251H57ZM76 250V251H75ZM97 250V251H96ZM142 250H143V252H142ZM149 250V251H148ZM150 250H151V253H148V252H150ZM158 250L160 251V253L158 252ZM163 250V251H162ZM167 250H169V251H167ZM195 250V251H194ZM62 251H64V252H62ZM65 251H67V252H65ZM71 251H73L72 253H71ZM77 253H75V252ZM157 251V252H156ZM164 251H165V253H164ZM167 251V252H166ZM176 251H177V253H176ZM30 252V253H29ZM42 252L43 253H45V254H47L48 253V255H45V254H42ZM47 252V253H46ZM54 252V253H53ZM56 252V253H55ZM60 252H62V253H60ZM86 254H85V253ZM90 252V253H89ZM92 252V253H91ZM112 252L114 253L113 255H115V256H113V255H111L112 254ZM38 253V252H37ZM51 253V254H50ZM59 253H60V255H59ZM66 253V254H65ZM68 253V254H67ZM79 253V254H78ZM93 253H94V255H93ZM142 253V254H141ZM146 253V254H145ZM153 253V254H152ZM176 253V254H175ZM203 253V254H202ZM35 254L37 255V257H39V259H41V262H40V260L35 256ZM50 254V255H49ZM64 254V255H63ZM69 254H72V255H69ZM90 254V255H89ZM103 254V255H102ZM122 254H123V251H122ZM162 254L164 255V254H166V256L164 255V256H162ZM169 256H168V255ZM34 255V256H33ZM46 257H45V256ZM79 255V256H78ZM86 255V256H85ZM88 255H89V258H93V259H96L95 261L91 258L90 259V261H88L89 260V258H88ZM111 255V256H110ZM142 255V256H141ZM149 255V256H148ZM152 255V256H151ZM69 256V257H68ZM73 256V257H72ZM77 256H78V259H77ZM84 256H85V259H84ZM95 258H94V257ZM97 256H99L100 258H102V259H99ZM101 256H103V257H101ZM112 257V259L111 258H109V257ZM156 256H158V257H156ZM160 256H162V257H164V260H165V262H164V260H162L161 259V261L160 260H157ZM175 258H174V257ZM22 257L24 258V259H22ZM43 257H45V258H47V259H44ZM65 257V258H64ZM68 257V258H67ZM87 257V258H86ZM106 259H105V258ZM122 257V258H121ZM140 257H141V259H140ZM142 257H146L145 259L146 260H142ZM153 257V258H152ZM157 259H156V258ZM165 257H167V259H165ZM181 257V258H180ZM191 257H193V258H191ZM194 257H195V259H194ZM34 258H36V260L37 261H35L34 262ZM63 258H64V260H63ZM98 258V259H97ZM103 258L105 259V260H103ZM109 258V259H108ZM138 258V259H137ZM147 258H149V259H147ZM170 258V259H169ZM172 258H174V259H172ZM66 259V260H65ZM69 259V260H68ZM83 259V260H82ZM137 259V260H136ZM152 261H154V262H152ZM155 259V260H154ZM172 259V262L170 261ZM188 259V260H187ZM22 260H25V261H23L22 262ZM48 260V261H47ZM71 260V261H70ZM78 260V261H77ZM98 260V261H97ZM102 260V261H101ZM111 260V261H110ZM138 260H140V261H138ZM167 260V261H166ZM169 260V261H168ZM18 261V262H17ZM32 263H31V262ZM43 261V262H42ZM77 261V262H76ZM85 261V262H84ZM132 261V262H131ZM136 261V262H135ZM147 261V262H146ZM151 261V262H150ZM157 261V262H156ZM175 261H177V262H175ZM183 261V262H182ZM184 261H187V262H184ZM2 261H0V264H2L1 263ZM9 262V263H8ZM16 262V263H15ZM40 262V263H39ZM50 262H49V264H50ZM61 262V263H60ZM71 262V263H70ZM90 262V263H89ZM105 262V263H104ZM27 264V263H26Z\"/></svg>","mask_w":264,"mask_h":264},{"label":"bare ground","instance_id":"bare-ground-1","mask_svg":"<svg viewBox=\"0 0 264 264\" xmlns=\"http://www.w3.org/2000/svg\"><path fill=\"white\" fill-rule=\"evenodd\" d=\"M26 1H28V0H0V23H6L7 21H10L11 20V17H12V13H14V12H16V10H18L19 9V7L18 6H16V3L17 2H21V6L24 4V2H26ZM42 1V0H41ZM135 1H137V0H135ZM149 1H151V0H149ZM148 0L147 1H137V3L138 2H143L144 4H140V3H138L137 5L139 6V4L141 5V6H145L146 4H145V2H149ZM157 1V3H159V7H161L163 4H164V6L162 7V8H164L165 7V9H164V11H161V10H159L160 8L159 7H155V8H151L150 10H157L158 9V11L160 12H157V13H159V14H161V15H159V14H157V16L159 17V16H165V18H163L164 19V27L162 26L163 24L161 23V25H160V23L158 24L159 25V27L160 26H162L163 27V29L161 30L160 28H158V25H156L155 24V22L156 21H154L155 19H153L154 17H153V15L151 14V11L148 9V13L149 14H151L152 16H150L148 13V16H149V18H147L148 20L149 19H151V20H149V22L150 23H152L153 22V30H156L157 28V30H158V32H157V30H156V33L157 34H159V37L156 35V38H157V40H158V42L157 41H155L154 39L152 40V38H148V37H146L147 36V34L145 35V39H149V40H147L148 42H149V44H148V48L147 47H145L144 48V54L143 55H147V57L149 58V57H153V56H156L157 57V59H158V63H157V65L155 64V66H154V68L157 66V67H159L162 71H161V74H162V76L164 75V68H167L168 69V71H166L165 72V77L166 76H169V75H166V73L168 72V73H170L171 74V76H169V78L167 77V79L165 78V77H163V80H164V78L166 79L165 81H169V83L168 82H166V84L163 86V87H153L152 89V91H151V89L150 90H148L150 93H151V96H156V97H158V99H156L157 100V102L156 103H154L153 101V103L155 104V105H153L154 107H152L151 108V106L152 105H150V108H151V110H150V108H149V106H148V108H149V110H147L146 111V108H144V109H141L140 107H141V105H143V107L145 106V102L147 101L148 102V100H146V101H144V100H142L143 99V97H142V95L144 94V92H143V94H141L140 95V92L138 91H136V88L135 87H133V85L132 86H130V87H128L127 85H124V87H122L123 85V83L124 82H121V81H119V80H121V79H118V81L119 82H121L122 84V86H120V87H116L115 85H117V84H115L114 85V83H118V81L116 82V81H114V79H115V77H112L111 75H109V77H112V78H108L110 81L111 80H113V82H108V80H107V75H106V73H105V75L104 76H101V75H103L102 73L100 74V72L101 71H99L97 74H98V76L96 77V75H95V77H96V79H95V77H94V79H90L89 80V82H91L92 83V81L93 80H95V82L96 83H94V84H96V85H94L93 83H92V85L91 86H89L90 85V83H88L89 85V87H84L85 85H80L81 87H64V90H63V110H64V114H65V120L67 121V123L69 124V125H71V127L69 128V130L68 131H70L71 133H72V135L70 136V137H68L67 139H68V141H67V143H66V145H67V149H71V153H74L75 155H76V157H79L80 159H76L75 161L77 162V163H79V164H81V165H83V161H82V158L80 157V155H79V153H80V150H81V144H80V141L84 138V135H86L87 136V138H88V140L90 141V143H91V147L90 146H88V149L90 148L91 150L93 149L96 153H98V157H100L101 155L102 156H104V157H102L101 158V160H103V161H101V162H104V163H106V164H104V166L102 165V166H94V164H91V163H88V162H85V165H90V166H94V171H96V172H94V176L96 177V175H97V177H102L103 179V182H104V180H105V183L104 184H106V183H108L109 181H110V179H111V181L107 184L108 186V191H110V189H113L112 191H113V193L114 192H117V196H115V194H113L115 197V199H113V196L110 198V195H109V197H108V195H106V197L104 196L105 194H106V192L104 193V191H98L96 188V192L94 191L95 189H92V193L93 194H96V193H99V194H97V195H102L103 197H105V198H103L102 196V198L103 199H112V202H113V206L114 207H116V208H113L112 210L113 211H117V213L119 212L120 213V210H121V213H122V209H120V207L119 206H124L123 204H121V201H123L124 199H121L120 197H121V195H122V198H126L124 201H126L125 203H126V205H127V208H125V207H121V208H123L124 210V212L128 209V207L131 209L132 208V213H129L130 215H132L133 213H134V215H135V213H136V215L138 214V213H140V212H134V207H131V205L130 204H132V206H133V202H131L132 200H131V198L132 199H134V198H136V197H140V199L138 200V201H141V199H144V197H145V199L144 200H149L150 202L149 203H151L150 204V206H149V208L151 207V205H156L158 208V210L156 209L155 210V212H157L159 215H160V217H159V215H157L159 218H160V221H158L159 219H158V217L157 218H155V219H157V222H156V220L154 219H152L153 218V216H155L156 217V215H155V213H154V215H153V213L151 212V211H149L148 209L146 210L145 208V206L146 205H148V204H145V206H144V204H142V202H137L136 203V205H138V203H139V205L137 206L139 209H137L138 211H141L140 210V208H142L143 206L145 207H143L144 209H145V212H144V209H143V214L144 213H147L146 211H149L153 216H150L149 214L150 213H148V215L150 216V217H152L150 220L152 221L153 220V222H149L148 223V225H146V223H145V220H146V218H148V217H145L147 214H144V216L142 215V214H138L139 216L141 215V216H143V217H145V220L143 219V217H141L142 219H143V221H144V224H142L141 222V225L143 226V227H141V226H139L140 225V223H139V221L141 220L138 216H134V217H132V218H139V219H137L138 221V223H134V220L133 219H131V218H124V216H126L127 215V213L129 212V209L125 212V215L123 216L122 214H124V212L121 214V216H123L122 218L123 219H125V220H123L124 221V223H125V221L126 220H129V219H131V223H133L132 225H134L135 226V224H137V226H136V229L138 228H140L139 230H137L136 231V229H134V230H132V228H131V224H125L124 225V223H122L123 224V226H125V227H121V231H120V233H117V234H115V236L117 237V238H115V236H114V234L111 236V238H113V236H114V238H113V240L114 239H117V240H114L113 242L111 241V239H110V235H111V232H110V234L107 236V234L103 231V230H101L103 227H104V225L103 224H99V225H101V229H100V227H99V225H98V230L99 231H101V232H103V233H105L106 234V236L110 239V241L108 240V238H106L109 242L108 243H105V244H107V246L105 245V247H107L106 249H108L107 251H105V253H104V251H102V249H99V247H98V249L99 250H101L102 251V253H104V255L106 256V252H107V255L108 254H110L111 253V251L113 250V249H111V248H114V249H116V250H118L119 252H120V254H118V251L117 252H115L114 250H113V252H115L116 253V255L118 254V255H120V256H123V258L125 259L126 257H128L129 256V254L130 253H134L135 255H138L139 253H140V250H141V248L142 247H145V246H147L146 245V243H151V246H153L154 244L156 245V247L154 246V248H156V250L158 249V247H160V245L162 244L163 246L162 247H164V245L165 246H167V240L168 239H170V240H172V235L174 234V233H177L178 235H180V234H182V233H178L180 230H182V229H186V230H188V231H186L185 233L186 234H188L189 233V231L190 232H198V228L200 227V228H203L202 230H200V231H203L204 229H206V230H204V232L206 231V232H208V233H210L208 230H211V233L213 232V230L215 231V229L217 230V226H216V224L214 223L215 221H217L218 222V224H221V222H223V221H225V220H223L222 221V218L223 217H221V214H220V219H219V211H221V213H222V215H223V213L225 212V214H226V212H228V205L229 204H232V203H230L229 201H232V200H230L229 199V201L227 200L228 199V197L231 195V194H233V192H231L230 193V190H229V192H226V190L227 189H229V188H227V189H225L224 187H228V185L227 186H225L224 185V183H223V189H224V191H223V189H222V193H220L221 192V189H219V186H220V184H222V181H227L226 180V178L225 177H229V179L231 180V179H234V178H231L232 177V175L231 174H229L228 175V173H229V170L231 169V171L233 170V169H236L237 171H239V174H240V177L241 176H243L244 175V177H241L240 179H242V178H244L245 180H246V177L247 178H249V175L247 174L248 173V167H249V169H251L250 168V166L252 165L253 166V163L250 165V163H248V162H250V161H246L245 162V160H249V158L255 153V152H257L256 150H257V148L258 147H260V148H262L261 146H260V143H261V141H262V139H260L259 137H261V138H264V133H261V131H264V130H262L263 128H262V126L263 125H260L259 124V122H260V119L258 120H256V118L258 117L259 118V114L258 113H256V112H254L253 111V109L251 110V107L252 106H250V109L248 110L247 109V107H245L244 108V105H242V102H241V105L243 106V108H244V110L243 109H240L242 106H240V105H238V107L236 108V111H238V112H236L235 111V107L237 106V104H236V106L233 104L232 105V102L233 101H235V100H231L232 102H230L231 104L230 105H232L233 107L232 108H234V109H232V110H234V111H229L228 113H227V111L229 110L228 108H229V106L227 105V103H229V102H227L226 103V105H227V111L226 110H224L225 112H226V114H225V112H223V114L224 115H226V116H228L230 119L232 118L233 119V121H231L232 123H230V121H229V123H226V122H228V120H230V119H228L225 123L228 125L229 124V128H231L230 129V131H229V128H228V126L226 125V128L228 129V133L227 134H229L230 136H228V140L227 139H225V137H226V132L224 131V132H220L219 130H215V129H217V128H214L213 129V127H211L210 125L209 126H206V125H203V124H201V123H205V118L203 117V113H199V116H197V117H195V116H191L190 114H189V112H185L188 108H186L185 106L186 105H190V107L192 108V109H188V110H190V113H191V111L192 112H194V109H196V110H198L199 112H201V109L203 108L202 107V105H203V102L205 101H202V99H199L197 96H195V97H192V96H189V94H188V92H185L184 90H187V89H184V87H175V85H174V83H173V86H172V80H171V77H172V71H174V69H178L179 68V64H177V61L178 60H180V58H181V56L184 58V52H186L187 50H189V48H190V45H183L182 43H187L188 44V42L187 41H189V39L191 40V39H193L192 41L193 42H196L197 41V43H198V41L200 40V42H203L202 41V35L200 34V31L196 28L195 29V23L193 24L194 26L192 27V24L190 25L189 24V19H191L190 18V16L192 17V15H190L189 16V14H191L192 12L193 13H195L194 12V10L193 9H195V11H196V16L198 15V10H201L202 11V9H200L199 7L202 5L201 4V2L202 1H200L199 2V0H195L199 5L198 6H196L197 4H196V2L193 0V1H191V0H188V1H186L188 4L187 5H189L188 7L190 8L191 6H196L197 8H199V9H196V7H191V9H189V11H190V13L189 12H187L188 11V9H187V11L185 10L186 8H188V7H186L185 6V8L183 7V4L184 3H182V0H165L164 2L161 0V1H158V0H156ZM215 1V2H214ZM231 1V4L229 3V2ZM235 1V2H234ZM262 1V0H261ZM264 1V0H263ZM263 1H262V3H263ZM37 2V1H36ZM47 2V1H46ZM95 2V1H94ZM99 3H100V1H98ZM97 2V4H96V10H101V12H100V14H99V12H98V14H99V16H102V14L105 12L106 13V11H109V12H112V4H111V2H110V0H109V2H110V4H111V6L110 7H107V6H109V2L108 1H106L105 0V2H108L107 3V6L105 5L106 3L104 2V0L102 1L103 3H104V10H106L105 8L107 7V8H110V9H107L106 11H102V9H103V4H102V2L99 4ZM119 2V1H118ZM152 2V1H151ZM192 2V5L190 4ZM207 2H208V0H207ZM235 4H234V3ZM233 2H232V0H213V4H214V6H213V8H215V11L213 12V14L215 13V15H213V17H215L216 15H217V13H218V15H217V17H215V18H217L218 20H215L216 22H218L219 20H220V18H221V21H222V23L221 22H218V24L219 25H217V23H215L214 22V19H213V22H214V24H216V25H214L213 27H210L209 28V31H208V33H210V30H211V28H212V31H214V29L213 28H215L216 29V31L218 30V29H220V28H218L217 26H219V27H221V25L222 24H229L227 27L229 28L230 27V29H228V30H230L231 32H229V33H224V34H221V35H219V37L221 38V37H223V39L225 40V39H231V45H230V48L232 47V51H230V49H228L231 53H230V55H234V56H236V57H238L239 55H242V56H248L251 52V50H252V48H254L253 46H251V44H253L254 45V43H252V42H256V44L254 45V46H256L257 44L259 45H257V47H255L252 51L255 53H253L254 54V57H255V55H257V54H259V53H256V52H258L257 50H259V49H261V50H259L260 52H262L263 53V56H264V50H263V47L264 46H262V44H264L263 43V41H264V12H262V7H260L259 5H258V3H256L257 1L256 0H233ZM34 4L33 5H35V2H33ZM96 3V2H95ZM150 3V2H149ZM165 3H166V5H165ZM193 3H195L194 5H193ZM259 3H260V1H259ZM37 4V3H36ZM43 4V7H46L45 9L43 8V11H42V14H44V16H45V14H47V16H48V14H49V12H51L50 13V15L52 14V15H55V16H53V20H54V22H57L56 24H53L52 25V23H51V21H50V23H49V26L48 25H46L45 26V24H38L39 25V27L36 25V24H34V26L32 25L33 23L31 22V21H29L28 19H27V21L28 22H31L32 24H30V26L32 25L33 27H35V25H36V28L38 27V28H40V30L37 28V29H33V28H30L29 30L31 31V29H33V31H34V36L36 37L37 36V38L38 37H40V35H36V33L37 32H41V37H40V39H37V38H35V37H33V39H31L30 41H34L35 39H37V40H35L34 42H31V44H33V43H38V45L35 43V45H33V46H35L36 48H35V50L36 49H38V50H40V53L42 54V57H41V59L43 58L44 60H42L43 61V63H41V64H43V65H41V67L40 68H38V69H36V66H35V68H33L34 67V65H35V61H36V63H38V61L37 60H35L36 59V57H35V61L34 60H31L32 61V66H30L31 65V62L28 64L29 66H30V69L31 68H33L34 70L36 69V70H38V72L40 71V72H42L43 71V68H44V72H46L45 71V69L47 68V67H49V66H51V64L53 65V63L54 64H59V61L62 59H64V57L66 56V54H67V49H68V45L70 44V42L71 41H73V35H74V28L77 26V22H75L74 20H75V18L76 17H78V14L76 13V8L74 7V0H48V2L45 4V3H42ZM162 4V5H161ZM207 4V3H206ZM212 4V3H211ZM232 4H234L233 6H232V8H231V5ZM32 5V4H31ZM32 5V6H33ZM39 5H41V3L39 4ZM124 5V4H123ZM151 5V4H150ZM191 5V6H190ZM32 6H30V7H32ZM99 8H98V7ZM157 6H158V4H157ZM230 6V7H229ZM37 7H38V4H37ZM114 7V6H113ZM116 7V6H115ZM124 7V6H123ZM152 7H153V5H152ZM210 7V6H209ZM36 8V7H35ZM41 8V7H40ZM98 8V9H97ZM117 8V7H116ZM125 8V7H124ZM262 8V9H261ZM115 9V8H114ZM121 9V8H120ZM126 9V8H125ZM137 9V8H136ZM139 9H140V7H139ZM183 10V12L185 13V12H187L186 14H184V13H182V10ZM216 9H217V11H216ZM40 10H42V8L40 9ZM63 10L66 12L64 15H66L65 17L63 16V14L62 13H64L63 12ZM111 10V11H110ZM144 10V9H143ZM211 10V9H210ZM210 10H209V12H210ZM213 10V9H212ZM229 10V11H228ZM19 11V10H18ZM24 11V10H23ZM230 11H232V12H230ZM264 11V10H263ZM41 12V11H40ZM153 12V11H152ZM161 12H163V15H162V13ZM217 12V13H216ZM94 13V12H93ZM155 13H156V11H155ZM189 13V14H188ZM188 15L189 16V18H186V17H188V16H184V15ZM236 14V15H235ZM51 15V16H52ZM106 15V14H105ZM123 15V14H122ZM124 15H125V13H124ZM194 16H195V14H193ZM235 17H234V16ZM43 16V17H44ZM94 16V15H93ZM109 15L107 14V16H105V17H108ZM126 16V15H125ZM147 16V15H146ZM145 16V17H146ZM157 16H156V18H157ZM193 16V17H194ZM195 16V17H196ZM233 16V17H232ZM40 17V16H39ZM42 17V18H43ZM110 17V16H109ZM150 17H153V18H150ZM160 17V18H161ZM185 17V18H184ZM198 17V16H197ZM211 17V16H210ZM220 17V18H219ZM47 19H46V21L48 20V17H46ZM95 18H98V17H94V19ZM160 18H159V21H161L160 20ZM206 18H207V16H206ZM205 18V19H206ZM212 18V17H211ZM20 19H21V17H20ZM23 19V18H22ZM26 19V18H25ZM44 19V18H43ZM42 19V20H43ZM49 19H50V17H49ZM103 18H101L100 20H102ZM112 19V17L110 18V20ZM153 19V20H152ZM195 19H197V18H195ZM24 20V19H23ZM40 20H41V17H40ZM52 20V19H51ZM99 22H98V24L100 23V20H99V18L97 19ZM117 20V19H116ZM191 20H193L192 22H194V19H191ZM208 20V19H207ZM207 20H206V22H207ZM26 21V20H25ZM44 21H45V19H44ZM76 21H77V19H76ZM93 21H95V20H93ZM103 21H104V19H103ZM113 21H115V19L114 20H111V24H116V21H115V23L113 22ZM119 21V20H118ZM123 21V20H122ZM200 19L198 20L197 19V24H199L200 22ZM28 22H25L26 23V25L27 26H29L27 23ZM38 22H41V21H38ZM53 22V21H52ZM65 22V23H64ZM68 22V23H67ZM105 22H106V24L107 25H109L110 23H108L107 22V20H105ZM105 22H101V24L102 23H104V25L101 27V28H103L106 24H105ZM149 22H146V23H148L149 25H150V23ZM204 21H202V23H203ZM209 22V21H208ZM35 23V22H34ZM42 23V22H41ZM64 23V24H63ZM67 23V24H66ZM97 23V22H96ZM96 23L95 24H93L92 26H97V27H95L94 29H95V31H94V33H95V35H94V33L92 34V36H94V37H96V35L97 36H100V34L98 35L97 34V28L99 27V25H96ZM123 23V22H122ZM145 23V22H144ZM51 24V25H50ZM140 24V23H139ZM143 24V23H142ZM211 24V22L209 23V25ZM12 26H15L13 23L11 24ZM10 25V26H11ZM114 25H111L112 27H109V26H107V27H104V31H105V29L106 28H108V31L110 30V34L109 35H107V34H105V32H103L104 34H105V38H104V36H103V41L107 38V43H108V41H110V43H109V45L108 46H112L113 48L114 47H116V45H117V43H118V40H121V39H123V41L125 40V41H127L128 40V38H127V40H126V38H125V36H119V38H121V39H117V42H116V36H118V35H116V36H114L115 34H116V32H118L119 31V29L121 28V27H119V29H118V31H117V29L116 30H114V29H112V28H115V26ZM116 25H118L119 26V24H116ZM155 25V26H154ZM18 26H20V25H18ZM29 26V27H30ZM142 26V25H141ZM216 26V27H215ZM29 27H27V30H28V28ZM144 27V26H143ZM204 27V26H203ZM226 27V28H227ZM13 28V27H12ZM93 28V27H92ZM100 28V27H99ZM98 28V29H99ZM127 28V27H126ZM201 28L202 27H200V30H201ZM93 29V30H94ZM111 29L112 30H114V32L112 31L111 32ZM122 29V28H121ZM120 29V31H121V33H123L122 32V30ZM132 29H134L133 27H132ZM139 29V28H138ZM202 29H204V28H202ZM205 29H206V27H205ZM28 30V31H29ZM36 30H39V31H36ZM100 30V29H99ZM99 30H98V32H99ZM131 30V29H130ZM152 30V29H151ZM161 30V33H159V31ZM222 30V29H221ZM33 31H31V32H29V33H33ZM103 31V29H101V32ZM140 31V30H139ZM146 31V30H145ZM205 31V30H204ZM211 31V32H212ZM14 32H15V30H14ZM17 32V33H16ZM16 32L14 33V35H16V38H17V41L15 40L16 38H15V36H14V42H16L15 44H16V46L14 47V49L16 50V51H14V54H15V60L16 59H18V58H20L21 56H23L24 54H26L28 51V49H30L31 48V44H30V41H29V38H28V34H27V38H28V44L30 45H28L27 43H26V41H25V39H26V37H25V39L24 40H21V41H24V42H22V43H25V45L24 44H21L20 42V40L19 39H23L24 37L23 36H21L20 34H18L19 33V31H17L16 30ZM36 32V33H35ZM127 32H129L128 30H127ZM100 33V32H99ZM115 33V34H114ZM119 33V32H118ZM155 33V32H154ZM155 33V34H156ZM37 34H39V33H37ZM103 34V35H104ZM114 34V35H113ZM149 34V33H148ZM20 35V36H19ZM107 35V36H106ZM110 35H113V36H111L112 38H110V40L108 39L109 37H110ZM124 35H125V31H124ZM132 35V34H131ZM150 35V34H149ZM208 35V34H207ZM217 35V34H216ZM210 36V35H209ZM212 36V35H211ZM21 37H23V38H21ZM30 37V36H29ZM94 37H92V43H93V41H95V38ZM123 37V38H122ZM209 38H211L212 39V37H209ZM209 38L207 37V39L209 40ZM101 39V40H102ZM111 39H112V41H111ZM115 39V40H114ZM218 39V38H217ZM19 40V41H18ZM185 40V41H184ZM98 41H100V40H98ZM184 41V42H183ZM206 41V40H205ZM216 41V40H215ZM219 41H221L220 39H219ZM14 42H13V44H14ZM111 42H114V43H112V44H116L115 46H113L112 44H111ZM120 42H122V40L121 41H119V45H122V43H125V42H122L121 44H120ZM129 42H131V41H129ZM129 42L127 41V43H125L126 44V47H129V46H131V44H129ZM133 42V41H132ZM145 42H146V40H145ZM249 43L248 44V46H247V43ZM89 43H91V42H88V44ZM92 43H91V45H92ZM95 43V42H94ZM97 43L98 42H96V45H97ZM107 43H106V45H107ZM147 43V42H146ZM192 43V42H191ZM204 43V42H203ZM202 43V44H203ZM226 43V42H225ZM229 43V42H228ZM12 44V45H13ZM100 44V43H99ZM98 44V45H99ZM111 44V45H110ZM124 44V45H125ZM219 44V43H218ZM227 44V43H226ZM38 46V48H37V46ZM90 45V47H91V49H95L96 51H97V49H96V47H95V44H93L94 45V47L95 48H92L93 47V45L91 46ZM97 45V46H98ZM129 45V46H128ZM140 46H139V48L141 47V45L142 44H139ZM201 45V43L200 44H197V46H199V48L201 47L200 46ZM14 46V45H13ZM103 46L104 45H102V50H103ZM252 48H251V47ZM262 46V47H261ZM106 47V46H105ZM111 47V52H112V48ZM125 47V48H126ZM240 47V48H239ZM259 47H261V48H259ZM11 48V47H10ZM98 48H99V46H98ZM109 48V47H108ZM117 48H119V46L117 47ZM198 48V47H197ZM248 48H249V50H248ZM256 48H258L257 50H256ZM13 49V48H12ZM31 49H33V48H31ZM30 49V50H31ZM136 49V48H135ZM141 49V48H140ZM140 49H139V51H140ZM201 49V48H200ZM241 49V50H240ZM29 50V51H30ZM90 50V49H89ZM94 50V53H95V55L96 54H98L96 51ZM106 50H107V47H106ZM114 50H117V49H114ZM255 50V51H254ZM10 51L12 52L11 53V56L12 55H14L13 54V50H11L10 49ZM93 51V50H92ZM248 51L250 52V53H248ZM117 52H118V50H117ZM116 52V53H117ZM135 52V51H134ZM190 52V51H189ZM240 52H242V54L240 53ZM8 53H10V52H8ZM29 53V52H28ZM261 53V54H262ZM92 55H93V58L94 59H96L95 57H94V54L93 53H91ZM122 54H125L124 55V57L126 56V54H128V53H122ZM190 54V53H189ZM189 54H187L186 53V55H189ZM199 54H202V52H200ZM252 54V53H251ZM8 55V54H7ZM7 55H6V60H7ZM10 55V54H9ZM8 55V57L11 59V57ZM27 55V54H26ZM92 55H90V53L88 52V55H86V56H92ZM110 55V54H109ZM138 55V54H137ZM142 55V54H141ZM141 55H138V56H141ZM31 56V55H30ZM30 56H28V57H30ZM34 56V55H33ZM44 56V57H43ZM113 56H114V51H113ZM115 56H118V54L117 55H115ZM129 56V55H128ZM132 56V55H131ZM130 56V57H131ZM190 56V55H189ZM244 56V57H245ZM250 56V55H249ZM247 57V59H249L250 57ZM252 57L251 58H254L253 57V55H251ZM257 56H259L260 57V54L259 55H257ZM256 56V57H257ZM13 57V56H12ZM32 57V56H31ZM130 57H126L128 60H129V58ZM133 57V56H132ZM240 57V56H239ZM238 57V58H239ZM255 57V58H256ZM258 57V58H259ZM1 58V57H0ZM8 58V59H9ZM48 58V59H47ZM90 58H92V57H90ZM98 58V57H97ZM118 58V57H117ZM182 58V59H183ZM185 58H188V57H185ZM232 58L233 57H231L230 58V61H231V63H230V61H229V67L231 68V71H232ZM235 58V57H234ZM237 58V59H238ZM251 58L249 59V60H251ZM257 58V59H258ZM261 58V57H260ZM9 59V60H10ZM12 59H14V57L12 58ZM37 59H39V60H41L40 58H37ZM45 59H46V63L48 64V62L50 63V64H46L44 61H45ZM88 59V58H87ZM94 59H91V60H94ZM111 59H114L113 61H115V60H117V59H115L114 57L113 58H111ZM120 59L121 58H119L118 60V62L120 63ZM152 60L154 59V58H151ZM227 59V58H226ZM240 59H241V57H240ZM6 60H4L3 61V67H4V64H8V63H4ZM8 60V61H9ZM15 60H11V63H10V61H9V67L10 68H12V66L14 65V62H15ZM25 60H27L26 58H25ZM53 60V63H51V61ZM55 60V61H54ZM91 60H89V62H91ZM98 59H96V61H97ZM123 60V59H122ZM151 60V61H152ZM155 60V59H154ZM225 60V59H224ZM223 60V61H224ZM233 60H235V59H233ZM245 60H246V58H245ZM12 61H13V63H12ZM95 60L94 61H92L91 62V64L92 63H95L96 62ZM104 61H106V59L104 60ZM112 61V62H113ZM181 61V60H180ZM182 61H185V60H182ZM182 61H181V63H182ZM236 62H238L237 60H235ZM252 61V64H254L253 63V61L254 60H251ZM250 61V62H251ZM263 61V60H262ZM84 62V61H83ZM89 62H87V64L89 63ZM139 62H141V61H139ZM246 62H249V61H246ZM264 62V61H263ZM44 63H45V65H44ZM100 63V62H99ZM98 63V64H99ZM104 63V65L103 64H101L100 66H102V68L100 69V70H102V69H104L105 67L107 68V66H105V64H107L106 62H103ZM114 63V62H113ZM116 61H115V66H116ZM119 63H117V64H119ZM153 63V62H152ZM155 63V62H154ZM245 63V62H244ZM258 63V62H257ZM1 64V65H2ZM13 64V65H12ZM84 64V63H83ZM90 64V66L91 67H95V64H92L91 65ZM126 64V63H125ZM218 64V63H217ZM237 64V63H236ZM243 64V63H242ZM248 63H245L244 64V67H245V65H246V67H248V65H247ZM250 64V63H249ZM108 65V64H107ZM134 65V64H133ZM148 65L149 66H151L150 65V61H149V63H148ZM153 65V64H152ZM179 65V66H178ZM240 65V64H239ZM15 66V65H14ZM43 66H47L46 68L45 67H43ZM84 66L86 67V62H85V64H84ZM88 66V65H87ZM103 66H105V67H103ZM121 67V65L119 64L118 65V67ZM123 66H126V65H122V67ZM128 66V65H127ZM126 66V67H127ZM145 66H146V64H145ZM144 65H143V67H145ZM149 66H147V69H148V67ZM214 66V65H213ZM235 66V65H234ZM233 66V67H234ZM251 66V65H250ZM249 66V67H250ZM2 67V68H3ZM6 67V66H5ZM7 67H8V65H7ZM7 68V69H5V70H3L2 68H0L1 70H0V102H3V97H5L4 95H6V94H8L10 91H12L11 90V87H6V84L5 85H1V83H3V82H5V80L7 81L8 79L7 78H9L10 77V74H12V73H10V71L9 70H11L10 68ZM22 67V66H21ZM43 67V68H42ZM91 67H89L90 69H91ZM125 67V68H126ZM245 67V68H246ZM24 68V67H23ZM50 68V67H49ZM79 68V67H78ZM109 68H111L112 69V66L110 67V65H109ZM109 68H107V69H109ZM117 68V67H116ZM139 67H137L136 69H138ZM151 68V67H150ZM209 68H211V67H209ZM230 68H229V70H230ZM19 69H21V68H19ZM40 69V70H39ZM41 69H42V71H41ZM93 69V68H92ZM98 69V70H99ZM133 69H134V67H133ZM132 69V70H133ZM144 69V68H143ZM179 69H181V67L179 68ZM178 69V70H179ZM97 70V71H98ZM110 70V69H109ZM109 70H107V71H109ZM114 70V69H113ZM116 70V69H115ZM114 70V71H115ZM139 70V69H138ZM156 69H154V71H155ZM172 70V71H171ZM211 70V69H210ZM209 70V71H210ZM234 70H235V68H234ZM239 70V69H238ZM20 71H23V70H20ZM32 71V70H31ZM96 71V72H97ZM106 71V70H105ZM104 71V72H105ZM114 71H112V70H110V74H113L114 73V75L117 73H115ZM117 71V70H116ZM147 71L148 70H146V75H147ZM149 71H152V69H149ZM148 71V72H149ZM169 71H171V72H169ZM240 71V70H239ZM245 71H247V70H245ZM19 72V71H18ZM33 72V71H32ZM84 72H86V69H84ZM83 72V73H84ZM103 72V71H102ZM103 72V73H104ZM111 72H113V73H111ZM118 72H119V68H118ZM120 72H121V69H120ZM119 72V73H120ZM176 72H180V70L179 71H177L176 70ZM244 72V71H243ZM24 73H25V71H24ZM27 73H28V71H27ZM30 73V72H29ZM28 73V75H26V77L27 78H29L28 80H31L30 79V77L32 76V74L34 75V73H35V71L33 72V73H31V75ZM43 73V72H42ZM40 73L41 74V78H42V80H43V74H46V73ZM82 73V72H81ZM87 73H88V71H87ZM109 73V72H108ZM123 72H121V74H122ZM134 73V72H133ZM135 73H136V71H135ZM138 73V72H137ZM213 73H214V71H213ZM232 73V72H231ZM234 73V72H233ZM236 73H237V70H236ZM248 73V72H247ZM14 74H15V72H14ZM14 74H12V76L11 77H13L14 78ZM35 74H37V73H35ZM84 74H86V73H84ZM121 74H119L120 76H121ZM151 74V72L149 73V75ZM152 74L154 75L155 73L152 71ZM249 74V73H248ZM14 75V76H13ZM39 75V74H38ZM101 77H100V76ZM117 75H118V73H117ZM123 76L125 75V74H122ZM127 75V74H126ZM136 75H138V74H136ZM177 75H180V77H181V74H177ZM211 75V74H210ZM214 74H212L211 76H213ZM21 76V75H20ZM35 76H37V75H35ZM83 76V75H82ZM81 76V77H82ZM116 76V75H115ZM129 76V75H128ZM154 76H156V74L154 75ZM22 77V76H21ZM25 77V76H24ZM25 77V78H26ZM40 77H38L37 76V78L39 79ZM75 77H76V75H75ZM80 77V76H79ZM98 77H99V79H98ZM103 77L105 78V80H107V82L105 83L104 82V84H103ZM117 77L118 76H116V79H117ZM146 77V76H145ZM13 78H11V79H13ZM26 78V79H27ZM32 78V77H31ZM33 78L35 79V77L33 76ZM40 78V79H41ZM77 78V77H76ZM103 80H102V79ZM121 78V77H120ZM125 78V77H124ZM129 78V77H128ZM32 80V83H34V82H37L38 83V81H35V80ZM38 79H36V80H38ZM39 79V80H40ZM101 79V80H100ZM115 79V80H116ZM122 79H123V77H122ZM126 79V78H125ZM125 79H124V81H125ZM27 80V81H28ZM41 80V81H42ZM75 80L76 79H74V84L75 83H77V80H76V82H75ZM80 80V79H79ZM101 82H100V81ZM152 80V79H151ZM20 81H21V79H20ZM26 81V82H27ZM41 81H39V82H41ZM138 81V80H137ZM144 81H145V79H144ZM148 81V80H147ZM165 81L163 82L162 81V83H165ZM251 81V80H250ZM255 81V80H254ZM253 81V82H254ZM259 81V80H258ZM262 81V80H261ZM14 82V81H13ZM16 82V81H15ZM22 82H24V81H22ZM25 82V83H26ZM97 82H99V84H97ZM136 82V81H135ZM156 81H154V84H156L155 83ZM159 83H160V81H158ZM175 82H177L176 80H175ZM252 82V83H253ZM7 83H8V81H7ZM9 83H11V81L9 82ZM34 83V86H33V88L34 89H37L36 91H35V93H34V91L31 93L30 92V90L29 89H32V88H30V87H32V85H30V87H27V89L26 88H24L25 87V85L26 84H24V85H22V84H20L21 86H22V88H20V87H17L20 91H18V89L16 88L15 89V92L14 93H12V94H10L9 93V99L10 98H12L13 100H15L14 102H13V100L11 99V101L10 100H8L9 102H6L5 103V105L7 106L8 105V103H9V105H10V102L11 103H14V104H11L10 106H14L15 107V109H16V111H17V109H18V111H17V113H19L18 115H22L23 113H25V107L27 108V114H28V108H30V109H32V108H34V106H35V103H36V100H38V98L37 97H41L42 95L43 96H46L47 97V95H49L50 94V91H51V89H48V88H44V87H40V86H38L37 88H36V85H41L40 83ZM81 83V82H80ZM112 83V84H111ZM128 83V82H127ZM126 82H125V84H127ZM131 83H133V82H131ZM131 83H129V84H131ZM153 83V82H152ZM158 83V84H159ZM251 83V82H250ZM255 83H256V81H255ZM259 83H260V81H259ZM27 84H29V82H27ZM36 84V85H35ZM107 84H108V86H107ZM119 84V83H118ZM136 84V83H135ZM134 84V85H135ZM167 84H168V86H170V87H166L167 86ZM258 84V83H257ZM257 84H255V85H257ZM98 85V87H96ZM111 85V86H110ZM112 85H114L113 87H112ZM146 85H148V84H146ZM151 85V84H150ZM149 85V86H150ZM153 85V84H152ZM159 85H161V84H159ZM177 85V84H176ZM179 85V84H178ZM5 86V87H4ZM125 86H127V87H125ZM148 86V87H149ZM155 86V85H154ZM162 86V85H161ZM172 86V87H171ZM260 86H264L263 84L261 85V84H259L258 85V87H260ZM14 87V86H13ZM40 87V88H39ZM15 88V87H14ZM27 90L26 92H27V95H26V93L24 92L25 90ZM29 88V89H28ZM145 88V87H144ZM181 88H183L184 90V92L185 93H187V95H185L184 94V92H182L181 94H179V92H180V89ZM149 89V88H148ZM264 89V88H263ZM16 90L18 91V92H16ZM132 90H133V92H132ZM138 90V89H137ZM250 90H253V89H250ZM254 90H257V88L255 87V89ZM253 90V91H254ZM258 90H262L261 89V87L258 89ZM257 90V91H258ZM29 91V92H28ZM147 91V90H146ZM182 91V90H181ZM264 91V90H263ZM20 92H23V93H20ZM132 92V93H131ZM137 92V94L135 95V93ZM152 92H154L153 94H152ZM191 90H190V94H191ZM244 92V91H243ZM242 92V93H243ZM261 92V94H262V91H260ZM17 93L19 94L18 96L20 97V98H22V99H20L18 96H17V98H16V95H17ZM25 93V94H24ZM28 93L30 94H33V95H31V97L32 96H34L33 98L35 99V97H36V100L33 102V100H32V98L30 99V95L28 96ZM149 93V94H150ZM239 93V92H238ZM254 93H256V91H254ZM237 94V93H236ZM245 94V93H244ZM243 94V96L241 95H239L240 97H239V99L241 98V97H244L245 95ZM257 94H258V92H257ZM15 95V96H14ZM25 95V96H24ZM258 95H260V94H258ZM263 95H264V93H263ZM263 95L262 96H260V97H263ZM13 96V97H12ZM23 96V97H22ZM14 97L18 100H21V102L18 100V102H19V106H17V100L16 99H14ZM26 97V98H25ZM146 96H144V98H145ZM148 97V96H147ZM146 97V98H147ZM27 99V98H29V100H27V101H25V99ZM233 98V97H232ZM234 98H237V97H234ZM245 98V97H244ZM264 98V97H263ZM137 99V100H136ZM228 99H229V96H228ZM22 100H23V102L25 103V104H27L28 103V105H29V103L30 102H32V103H34L33 104V106H32V104L31 105H29V107L26 105H23V106H25L24 108L22 107V104L21 103H23L22 102ZM32 100V101H31ZM143 101V103L144 104H141L140 103V101ZM241 100H242V98H241ZM243 100H246V99H243ZM253 100V99H252ZM38 101H40V100H38ZM238 100H236V102H237ZM240 101V100H239ZM250 101V100H249ZM16 102V103H15ZM151 102V101H150ZM23 103V104H24ZM53 103V102H52ZM149 103V102H148ZM234 103V102H233ZM237 103H239V102H237ZM244 103V102H243ZM250 103V102H249ZM248 103V104H249ZM16 104V105H15ZM37 105H38V103H36ZM204 104H205V102H204ZM245 104V103H244ZM247 104V101H246V105H248ZM0 105L3 107V109H2V107L0 108V109H2L3 111H6V112H4V115H9L10 113H11V115L10 116H5L6 118H8V120L10 121L11 120V125L13 126V128H12V126L11 125H9L10 126V128L9 127H5L6 125L8 126V123H3V122H7L6 120L5 121H3L4 119H6V118H4V117H2L1 115H0V117L3 119H1L0 118V124H1V121H3L2 123H3V126H1L0 125V128L2 129L3 127H4V131L5 132H7V129L9 130L10 129V131H11V133L13 132V131H15L12 135H14L15 136V133H16V126L17 127H21V126H18V124L16 123V125L14 126V123H13V121L14 122H16L15 120L17 119V121L19 122V120H20V123H21V121L24 119H22V118H18V116H15V118L14 117H12V116H14L13 115V109H14V107H13V109H12V107H10L9 105V107L7 106V108H9L10 109V112H9V109H4V106H3V104L2 103H0ZM20 105H21V108H23V109H21L22 111L24 110V112H22L19 108H17V107H20ZM36 105V106H37ZM245 105V106H246ZM17 106V107H16ZM31 106H32V108H31ZM40 106H42V105H40ZM156 106V107H155ZM240 106V107H239ZM231 107V106H230ZM263 107V106H262ZM43 108V107H42ZM41 108V109H42ZM147 108V109H148ZM199 108H201V109H199ZM255 108V107H254ZM261 108V107H260ZM231 109V108H230ZM237 109H239V110H237ZM256 109H258V107L256 108ZM21 111V113H20V111ZM34 110V109H33ZM262 110H264L263 108H262ZM1 111V110H0ZM3 111H1V112H3ZM8 111V112H7ZM30 111H32V110H30ZM29 111V112H30ZM50 110H48L47 111V113L49 112ZM144 111H145V113H144ZM202 111H205L204 109H202ZM221 111V110H220ZM223 111V110H222ZM261 111V110H260ZM15 112V111H14ZM33 112V111H32ZM31 112V113H32ZM51 112H52V110H51ZM231 112V113H230ZM16 113V112H15ZM14 113V114H15ZM17 113H16V115H17ZM30 113V114H31ZM41 113V112H40ZM39 113V114H40ZM46 113V115H50V114H47ZM50 113V112H49ZM220 113V112H219ZM218 113V114H219ZM261 113V112H260ZM0 114H2V113H0ZM44 114H45V112H44ZM227 114H229V115H227ZM261 114H263V113H261ZM261 114H260V118H261ZM24 115V114H23ZM23 115H22V117H23ZM29 115V114H28ZM44 116V117H47L48 118V116ZM51 115H53L52 113H51ZM50 115V116H51ZM194 115H195V112H194ZM55 116V115H54ZM226 116H221V119L224 117V120L223 121H225V118H226ZM10 117H11V119H10ZM19 117H21V116H19ZM27 118L29 117V116H26ZM55 117H57V116H55ZM199 117V118H198ZM41 118V117H40ZM201 118H203L204 120H203V122H202V120H201ZM255 118V119H254ZM15 119V120H14ZM19 119V120H18ZM26 119V118H25ZM36 119V118H35ZM44 119V118H43ZM53 119H54V117H53ZM55 119H57V118H55ZM13 120V121H12ZM26 120H28V119H26ZM26 120L24 121V122H26ZM50 121H51V119H49ZM194 122H193V121ZM261 120H263V118H261ZM23 121H22V123H23ZM28 121H30V120H28ZM45 121V120H44ZM49 121V122H50ZM52 121H54V120H52ZM52 121H51V123H52ZM54 122H56V121H54ZM84 122H86V124L84 125L83 123ZM262 122V121H261ZM263 122H264V120H263ZM13 123V124H12ZM183 124V125H182ZM185 124H188V125H185ZM191 124V128H190V125ZM262 124V123H261ZM189 126V128H190V130L193 128V130H189L190 132H192V137H194V139H195V143H194V146L196 147V149H197V151H196V155H197V157H196V159L194 160V161H192L193 159H191V163H189L190 165L188 166V167H185V165L184 166H181L180 164H179V162H177L176 160H170L169 158L170 157H162L161 158V161L160 160H158V158H156V155H158V153L157 152H155V157L154 158H156L158 161H160V162H158V163H160V164H158L157 163V161H156V159H154L153 157H149V158H147V159H153L154 161H155V164L154 165H156V163L158 164V165H156L157 167H155V169H150L151 171H149L148 172V170H147V168L146 169H144V170H140V172L142 173V171H144L142 174L143 175H141L140 174V172L138 173V175H139V177L137 176V174H136V172H134L133 170L131 171V169H134L136 166L135 165H137V169H138V166L140 167V168H142V166H148V163H149V161L147 160V159H145V161H143V159H142V157L140 156L141 154L143 155V156H145V154L147 153H145V151H144V149L143 148H145L144 146L145 145H147V141H145L146 142V144H145V142H144V135H148L150 132H153V133H157V134H159L160 132H161V134L164 132V129L163 130H161L160 129V126H164L163 128H167L166 130H165V132H167V136H165V134H164V136L165 137H167V141H166V143L167 142H169L170 143V141L169 140H172L175 136L177 137V135H179L180 134V132H179V128L180 127H182V126ZM261 126V128H260V126ZM27 126V125H26ZM15 127V128H14ZM222 127H223V124H222ZM238 127V128H237ZM264 127V126H263ZM12 128V129H11ZM23 128V127H22ZM24 128H26V127H24ZM225 128V129H226ZM0 129V130H1ZM14 129V130H13ZM224 129V130H225ZM226 129V130H227ZM13 130V131H12ZM78 130V131H77ZM159 130H161V131H159ZM1 131H3V130H1ZM18 131H19V129H18ZM48 132V131H47ZM112 132V134H114V133H116L117 134V136L120 134V133H123V135L125 136V140H123L124 139V136L123 135H119L120 136V139L119 140H121V137L123 138L122 140L123 141H125V146H123V144L122 145H120L121 143H123V141L121 140V141H119V140H117V136H114L113 138H116V140H115V142H118V143H120V144H118L117 145V143L116 144H114V146L116 145V146H118L119 147V145H120V147L122 146V147H124L126 150H128V151H130V149L131 148H133V146H135L136 144H134L135 142H133V141H131V139L133 140V136H134V138L136 139V141H137V147L139 148V150L141 151V152H139L138 150H136V151H138L139 152V154H138V152L137 153H135L136 151L134 150V149H137V147L135 148H133V151H130V155H132L131 153H135V155L133 154L132 156L134 157V156H136L137 154L139 155H137V157H141V159L139 160V161H137L136 160V157H134V159L132 160V156H130V158L131 159H126L125 158V156H127V155H129L128 153H125V152H127L124 148H122V150L120 149V147H119V150H117L118 149V147H116V152L115 153H117L118 154V156H116L115 155V153L113 154V152L114 151H112V150H114L113 149V147L110 145H108V143H107V140L109 139L110 140V138H112L111 136H109L110 134H107V133H111ZM230 132V133H229ZM1 133V132H0ZM11 133H7L8 135H4V137L6 138V139H9V137L7 138V136H11V135H9V134H11ZM6 134V133H5ZM19 135V133L17 132L16 133V135ZM65 134V133H64ZM70 134V133H69ZM102 134L103 135H105V136H107L106 138H107V140L105 141L104 140V138H105V136H102ZM107 134V135H106ZM152 134V133H151ZM156 134V135H157ZM261 134V135H260ZM20 135H22V133L20 132ZM19 135V136H20ZM66 135V134H65ZM153 135V134H152ZM156 135H154V136H156ZM163 135V134H162ZM225 135V137H223ZM260 135V136H259ZM2 136V135H1ZM14 136H13V138H14ZM49 136V135H48ZM102 136V137H101ZM164 136L162 137V139L164 138ZM3 137V138H4ZM23 137V136H22ZM109 137V138H108ZM127 137V138H126ZM128 137H129V140H128ZM130 137H132V138H130ZM158 137V136H157ZM161 137V135L159 134V137L158 138H160ZM175 137V138H176ZM235 137H237V138H235V140H232V139H234ZM4 138V140H6ZM11 138V137H10ZM42 138V137H41ZM40 138V139H41ZM157 138V139H158ZM174 138V139H175ZM179 138V137H178ZM230 138H231V140L232 141H235V143L236 142H238L239 144H240V140H242V138H243V141L242 142H244V140H246L244 143L245 144H247V142H248V144L247 145H244V143H243V145L245 146V147H243L246 151H244V149L241 147L242 145L240 144V147H239V144L238 145H235V143H234V145L235 146H237V148H233V147H235V146H233V142L230 140ZM239 138H240V140H239ZM39 139V138H38ZM39 139V140H40ZM44 139V138H43ZM166 139V138H165ZM164 139V140H165ZM173 139V140H174ZM219 139H225L226 141H228L229 142V140L231 141L228 145H226L227 143L223 140V142H225V144H223V142H222V144L223 145H226L225 147H227V146H229L230 144H232L231 145V149L232 150H229V151H231L230 153V155L228 154H226V152L225 151H228V150H224L225 148L223 147V145L222 144H220L221 142H219V145H218V141H219ZM10 140V139H9ZM12 140V142H14L13 141V139H11ZM52 140V139H51ZM128 140V141H127ZM147 140H148V138H147ZM176 140V139H175ZM222 140H220V141H222ZM238 140V141H237ZM261 140V141H260ZM264 140V139H263ZM1 141H3V140H1ZM19 141V140H18ZM44 141V140H43ZM46 141V140H45ZM72 141L74 142V143H72ZM111 141V140H110ZM109 141V142H110ZM160 141V143L162 142L161 140H159ZM177 141V140H176ZM240 141V142H239ZM3 142H5V141H3ZM2 142V143H3ZM9 141H7L6 143H8ZM11 141L9 142L10 144H13ZM16 142H17V139H16ZM16 142H14V143H16ZM36 142V141H35ZM35 142L33 141V145H35ZM158 142V141H157ZM172 142V141H171ZM217 142V144L216 145H218L219 146V150H220V146L222 145V147L224 148L223 150H222V147H221V152L220 151H218V152H215V148L217 147L216 145V147H214V143H216ZM260 142V143H259ZM1 143V142H0ZM2 143H1V145H2ZM5 143V144H6ZM156 144V146H157V148H158V150L157 151H159V145H161V144H163V145H165L164 143H161V144ZM264 142H262V144H263ZM4 143H3V147L6 149V147L4 146L5 145ZM261 144V145H262ZM14 145V144H13ZM17 145H18V142H17ZM32 145V146H33ZM40 145V144H39ZM45 145V144H44ZM7 146V145H6ZM16 146V145H15ZM129 146V149H127V147ZM233 146V147H232ZM262 146H264V144L262 145ZM2 149H3V147L2 146H0ZM14 147V146H13ZM35 147V146H34ZM84 147L85 148H87L86 147V145H84ZM131 147V148H130ZM148 147H149V145H148ZM161 148H162V145L160 146ZM190 147V146H189ZM248 147L250 148V149H248ZM8 148H10L9 146H8ZM12 148V147H11ZM16 148V147H15ZM36 148H37V146H36ZM151 148V147H150ZM240 148V149H239ZM259 148V149H260ZM13 149V148H12ZM123 149H124V151H123ZM146 149V148H145ZM226 149H228V148H226ZM236 149H237V151H240V150H242L240 153H242V155H244L245 157H242L241 156V154L240 155H238V153H237V151H236ZM239 149V150H238ZM258 149V150H259ZM264 149V148H263ZM1 150V149H0ZM91 150L89 151V154H90V152H91ZM92 150V151H93ZM132 150V149H131ZM149 150V149H148ZM191 150V149H190ZM236 151L235 153L234 152H232V151ZM247 150H251L250 152L249 151H247ZM255 150V151H254ZM262 149H260L259 151H258V153L257 154H255V156H257L258 154H259V152L261 151ZM2 151H4V149L2 150ZM9 151H10V149H9ZM144 151V152H143ZM147 151V150H146ZM160 151H161V149H160ZM223 151H224V153H223ZM245 153H244V152ZM263 151L264 150H262V153L260 154V156L261 155H263L264 156V153H263ZM6 152V151H5ZM246 152H249L250 154L252 153V155H250V154H246ZM0 153H1V151H0ZM110 153H112L113 155H111ZM145 153V154H144ZM150 153L151 154H153L151 151H150ZM149 153V151H148V153L146 154V155H148V154H150ZM244 153V154H243ZM83 154V153H82ZM150 154V155H151ZM246 154V155H245ZM1 155V154H0ZM33 155V154H32ZM74 155V156H75ZM88 155V154H87ZM91 155H93L92 153H91ZM107 155V156H106ZM111 157H110V156ZM71 156V155H70ZM73 156V157H74ZM114 157V159H115V156H116V159H115V161H110V163H109V161H107L108 162V164H107V162L105 161L106 159L108 160H110V159H113V157ZM235 156V157H234ZM237 156H239V157H242L241 159L239 158V160H242V161H240V166L241 165H243V163H244V165L243 166H241V167H245L246 165H248V167L246 166V168L247 169H245V168H241L239 165H238V163L239 162H237V160H238V157ZM247 156H249L248 157V159H245L244 160V158H247ZM254 156V155H253ZM252 156V158H250V160L252 161V159L254 158ZM260 156H258L257 158H256V160H258L259 159V157ZM95 157V156H94ZM105 157H107L106 159H104ZM128 158H129V156H127ZM38 158V157H37ZM36 158V159H37ZM47 158H48V156H47ZM118 158V159H117ZM236 158H237V160H236ZM262 158V156L260 157V159ZM39 159V158H38ZM37 159V160H38ZM100 159V158H99ZM98 159V160H99ZM113 159V160H114ZM259 159V161L258 162H261V163H264V158H262L263 160L261 161ZM33 160L34 159H32L31 161L33 162ZM136 160V162H137V164H135V163H132L133 161H135ZM235 160H236V162H235ZM238 160V161H239ZM255 160V159H254ZM256 160H255V163H256ZM49 161V160H48ZM69 161V160H68ZM100 161V160H99ZM130 161H132L131 163H130ZM32 162H31V164H29L30 165V168L31 167H33L32 166ZM76 162H71V161H69L66 165H67V169H71V166L73 165V164H76ZM147 163V165H143V163ZM151 162V161H150ZM237 163V165H235V163ZM243 162V163H242ZM252 162H254V161H252ZM257 162V165L259 164ZM35 163V162H34ZM33 163V164H34ZM51 163V162H50ZM152 163V162H151ZM151 163H149L150 165H151ZM132 164H135L134 166L132 165ZM152 164V165H153ZM161 164H162V166H161ZM149 165V166H150ZM233 165L235 166V167H237V166H239L241 169H242V171H241V169H237V168H234L233 167ZM35 166V165H34ZM36 166H38V164H36ZM43 166V165H42ZM114 166L116 167V168H114ZM256 166V164H254V166L253 167H255ZM261 166H263V164H261L260 166H256V167H261ZM44 167L46 168V165H44L43 167H40L41 168V170H43L44 169ZM99 168V169H97V168ZM151 168H152V166H150ZM150 167H148V168H150ZM230 167H233V169L232 168H230ZM38 168V167H37ZM43 168V169H42ZM131 168V169H130ZM256 169V168H253L252 170H251V173L252 172H254V170L256 169V171L255 172H257L259 169ZM262 168V167H261ZM131 172H134V175L136 174V176L139 178V180L142 182V184L141 185H139L140 183H138L137 181H138V178L135 180V178L133 179V178H131V177H133V173H130V171ZM136 169V168H135ZM136 169V170H137ZM244 169V170H243ZM30 170V169H29ZM33 170V169H32ZM147 171V173H146V171ZM232 171V173H234V175H233V177H235L236 178V174H237V171ZM245 170H247V173H246V171ZM231 171H230V173H231ZM240 171H241V173H240ZM243 171H245L244 172V174H242V172ZM41 172V171H40ZM39 172V173H40ZM138 172V171H137ZM236 172V173H235ZM255 172H254V174H255ZM42 173V172H41ZM43 173H44V171H43ZM250 174V173H249ZM253 174V173H252ZM32 175V174H31ZM37 175V174H36ZM41 175V174H40ZM117 175V176H116ZM118 175H120V176H118ZM132 175V176H131ZM245 175H246V177H245ZM135 176V177H136ZM41 177V176H40ZM45 177V176H44ZM46 177H48V176H46ZM116 177V178H115ZM119 177H121L120 179H117V178H119ZM264 177V176H263ZM104 178H108V179H104ZM10 179H12V178H10ZM17 179V178H16ZM97 179V178H96ZM112 179L114 180L115 179V182L114 181H112ZM117 179V180H116ZM121 179L123 180V181H121ZM130 179H133L132 181L130 180ZM237 179H239V175H238V178ZM237 179H235V180H237ZM263 179V178H262ZM13 180V179H12ZM49 180V179H48ZM101 179H100V181H102ZM109 180V181H108ZM119 180L121 181L120 183H121V186H120V188H121V190H120V192L122 191V193L121 194H119V190H117L119 187H117V185L119 186V183L118 184H116V181L117 182H119ZM128 180H130V181H128ZM136 181V183L138 184H136V183H134L135 181ZM234 180V181H235ZM259 180V179H258ZM15 181V180H14ZM13 181V182H14ZM98 181V180H97ZM107 181V182H106ZM134 181V182H133ZM242 181V180H241ZM240 181V182H241ZM19 182V181H18ZM18 182H16V183H18ZM21 182V181H20ZM48 182V181H47ZM112 182H114V183H112ZM123 182V183H122ZM128 182H133L136 186H138V188H140V187H143V189L141 190V188H140V190L138 189V191L136 190L135 191V193H136V195L137 194H139L140 192L141 193H144V195L143 194H141V195H143V196H135V197H133L132 195V193H134V190L133 189H136L135 188V186H133V185H128V184H130V183H128ZM236 182V181H235ZM235 182H233L232 181V183H235ZM111 183H112V186H111ZM231 183V184H232ZM262 183H263V181H262ZM21 184V183H20ZM23 184V183H22ZM46 184V183H45ZM113 184H116L115 186L113 185ZM123 184V185H122ZM15 185H17V184H15ZM14 185V186H15ZM101 185H103V184H101ZM260 185V184H259ZM258 185V186H259ZM262 185V184H261ZM20 185L18 184V186L17 187H19ZM116 187V189L114 188V187ZM129 186H132L133 187V189H132V187L131 188H129ZM140 186V187H139ZM222 186V185H221ZM16 187V189H18ZM101 187V186H100ZM103 187H105V186H103ZM109 187H113V188H110L109 189ZM254 187H255V185H254ZM253 187V188H254ZM89 188V187H88ZM94 188V187H93ZM127 188H129L128 190H127ZM221 188V187H220ZM12 189H15V188H12ZM106 189V187L105 188H102L101 190H105ZM114 189L115 190H117V191H114ZM106 190V191H107ZM131 190V191H130ZM132 190H133V192H132ZM9 191H11V190H9ZM14 191V190H13ZM95 193H94V192ZM98 191V192H97ZM107 191V192H108ZM143 191V192H142ZM111 192V191H110ZM110 192H108L107 194H109ZM132 192V193H131ZM251 192V191H250ZM255 192V191H254ZM253 192V193H254ZM91 193V194H92ZM102 193H104V195L102 194ZM224 193H225V195L227 194V196H228V193L230 194L228 197H227V199H224L226 196L224 195ZM88 194H89V192H88ZM110 194H112V193H110ZM123 194H125V196L123 197ZM215 195V196H214ZM224 195V196H223ZM235 195V194H234ZM251 195V194H250ZM90 196V195H89ZM233 196V195H232ZM231 196V197H232ZM23 197V196H22ZM25 197V196H24ZM100 197V198H101ZM141 197H143V198H141ZM230 197V198H231ZM98 198H99V196H98ZM97 198V199H98ZM232 199V198H231ZM110 200H106L105 201V203L106 202H109ZM143 200V201H144ZM226 200V201H225ZM93 201V200H92ZM102 202H104V200H101ZM123 201V202H124ZM127 201L130 203H127ZM236 201V200H235ZM101 202V203H102ZM119 202H120V204H119ZM96 203V202H95ZM111 202H109L108 203V205H107V203H106V205H107V207L109 208L110 206H109V204H110ZM135 203V202H134ZM141 203V204H140ZM229 203V204H228ZM99 204V203H98ZM112 204V203H111ZM237 204V203H236ZM96 205V204H95ZM102 205H104V203L102 204ZM128 205H130V206H128ZM136 205H135V208H137L136 207ZM140 206V207H139ZM155 206V207H156ZM231 206V205H230ZM236 205H234V207H235ZM240 206V205H239ZM238 206V207H239ZM155 207H152V208H154L155 209ZM231 207H233V205L231 206ZM102 208V207H101ZM103 208L105 209V206H103ZM91 209V208H90ZM103 209V212H107V209L106 210H104ZM115 209V210H114ZM119 211H118V210ZM233 209V208H232ZM111 210V209H110ZM112 210H111V212H109L111 215H112V213H113V215L112 216H114V212H112ZM153 210V209H152ZM101 211V210H100ZM115 211V212H116ZM131 211V210H130ZM154 211V210H153ZM89 212V211H88ZM234 212V211H233ZM109 213L108 214H106V215H108V216H110L109 215ZM117 213H116V216L115 217H118L117 216ZM96 214V213H95ZM98 214V213H97ZM105 214V213H104ZM128 214V215H129ZM128 215H127V217H128ZM104 216V215H103ZM112 216H110V219H108L107 218V220H104V219H102L103 220V222L105 221H108V220H110L111 221V218H112ZM100 217V216H99ZM107 216H104L103 218H106ZM130 217V216H129ZM149 217V218H150ZM114 218V217H113ZM210 218H212L213 219V226H215V227H213L212 226V222L209 220ZM99 220V219H98ZM113 220V219H112ZM119 220V219H118ZM122 220L120 221V223L122 222ZM206 220H208V221H210L211 223L209 224L208 223V221H206ZM227 220V219H226ZM130 221V220H129ZM126 222V223H130V222ZM142 221V220H141ZM147 222H148V220H146ZM185 221H187V222H192V223H190V226L188 225H186V227H184V223H187V222H185ZM199 221H201L200 223H199ZM203 221V222H202ZM206 221V223H208L207 224V226H204V225H206V223L204 224V222ZM100 222V221H99ZM98 222V223H99ZM113 222H115V224H112V226H114L113 228H115L116 230L117 229H119L118 227H117V222H118V226H120V225H122V224H120L119 223V221H112L111 223H113ZM135 222H136V220H135ZM182 222H184V223H182ZM194 222H198V223H196V229L194 228V230H193V227H195V226H193L192 227V224L194 223ZM108 223V222H107ZM111 223L110 224H108V229L110 228V226H111ZM97 224V223H96ZM188 224V223H187ZM200 225V224H203V225H201V226H197V225ZM107 225V224H106ZM115 225H116V227H115ZM131 225V226H130ZM193 225H195V223L193 224ZM225 225V224H224ZM133 226V227H134ZM209 226H212L211 228L209 227ZM107 227V226H106ZM190 227H191V229H192V231H191V229H190ZM210 229H209V228ZM221 227V226H220ZM215 228V229H214ZM224 228V227H223ZM105 229H107V228H105ZM208 229V230H207ZM221 229V228H220ZM220 229H218L219 231H220ZM61 230V229H60ZM62 231V230H61ZM134 231V232H133ZM141 231L142 232V234H140V235H138V236H136L139 232ZM177 231V232H176ZM183 232H184V230H182ZM264 231V230H263ZM98 232V231H97ZM196 232V233H197ZM215 232H217V231H215ZM215 232H213V233H215ZM136 233V235H134ZM184 233V234H185ZM202 233V232H201ZM201 233H199V235L201 234ZM210 233V234H211ZM59 234H61V233H59ZM102 234V233H101ZM185 234V235H186ZM198 234V233H197ZM197 234H196V236H193L194 235V233L193 234H191L190 233V236L188 235V236H186V237H190V238H192L193 240H194V237H197V239L199 238V239H201V237L198 235L197 236ZM216 234V233H215ZM63 235H66V232H65V234L63 233ZM98 235H100L99 233H98ZM104 235V234H103ZM145 235V236H144ZM183 235V234H182ZM182 235H180L178 238L176 237L177 235H175L174 234V236H173V238H174V243H175V245L174 244H171V246L173 247V245H174V248H171V246H169L168 248L170 249V250H172V249H176V247L178 246V245H180L181 243L180 242H182V243H184L185 242V240H186V237H185V239H184V236H182ZM192 235V236H191ZM202 235V234H201ZM209 235V234H208ZM61 235H59V237H60ZM68 236H69V234H68ZM105 236V235H104ZM105 236V237H106ZM212 236H214V235H212ZM61 237H64V236H61ZM60 237V238H61ZM67 237V236H66ZM66 237H64V238H66ZM183 237V238H182ZM203 237V236H202ZM207 237V236H206ZM68 238V237H67ZM96 238V237H95ZM104 238V237H103ZM179 238H182L183 240L182 241H180V242H178L179 240ZM190 238H188L189 240H190ZM57 239H59V238H57ZM85 239V238H84ZM102 239V237L99 239V241ZM187 239V241H189ZM196 239V238H195ZM93 240V239H92ZM96 240H98V238H96ZM107 240H105L104 239V242L106 241L107 242ZM48 241V240H47ZM55 241V240H54ZM81 241V240H80ZM79 241V242H80ZM87 241V240H86ZM103 241V240H102ZM173 241H171V243L173 242ZM177 243H176V242ZM184 241V242H183ZM203 241V240H202ZM49 242V241H48ZM53 242V241H52ZM61 242V241H60ZM82 242V241H81ZM104 242H102V243H100V244H102L103 245V243ZM160 243L159 245H157L156 243ZM198 242V241H197ZM204 242V241H203ZM205 242H206V239H205ZM76 243V242H75ZM93 243V242H92ZM152 243H154V244H152ZM264 243V242H263ZM47 244V243H46ZM53 244V243H52ZM59 244H62L63 245V243H59ZM65 244V243H64ZM80 244V243H79ZM78 244V245H79ZM82 244V243H81ZM80 244V246L82 247L83 245H84V243H83V245H81ZM88 244V243H87ZM94 244H99V243H94ZM185 244V243H184ZM207 244V243H206ZM67 245V244H66ZM144 245V246H143ZM150 245V244H149ZM148 245V246H149ZM182 246H183V244H181ZM180 245V246H181ZM40 246V245H39ZM44 246V245H43ZM77 246V245H76ZM96 246V245H95ZM98 246V245H97ZM109 246V247H108ZM150 246V247H151ZM45 247H48V246H44V248ZM54 247V246H53ZM61 247H65V246H61ZM81 247H80V250H81V252H83L82 251V249H81ZM84 247V246H83ZM87 247V246H86ZM91 247V246H90ZM94 247V246H93ZM92 247V248H93ZM101 247V246H100ZM111 247V248H110ZM185 247V246H184ZM183 247V248H184ZM40 248V247H39ZM56 248V247H55ZM67 248V247H66ZM72 248V247H71ZM74 248V247H73ZM76 248H78V246L76 247ZM75 248V249H76ZM89 248V247H88ZM102 248H103V246H102ZM109 248L111 249L110 251H109ZM153 248V247H152ZM161 248V247H160ZM180 248V247H179ZM204 248V247H203ZM42 249V248H41ZM53 249V248H52ZM57 249V248H56ZM96 249V248H95ZM97 249V250H98ZM106 249H103V250H106ZM140 249V250H139ZM145 249H146V247H145ZM149 249H151V248H149ZM167 249V247L165 248V250ZM31 250V249H30ZM29 250V251H30ZM34 250L35 251H37V252H35L37 255H41V254H39V253H41L40 251H38L39 249H35L34 248ZM46 250V249H45ZM59 250V249H58ZM57 250V251H58ZM64 250H65V248H64ZM68 250H70V249H67V251ZM72 250V249H71ZM78 250V249H77ZM96 250V251H97ZM98 250V251H99ZM155 250V249H154ZM187 250V249H186ZM204 250V249H203ZM206 250V249H205ZM41 251H43V249L41 250ZM46 251H48V249L46 250ZM49 251H52L51 249L49 250ZM54 251H56V250H54ZM67 251H65V252H67ZM76 251V250H75ZM74 251V252H75ZM86 251V250H85ZM122 251H123V254H122ZM145 251H147V249L145 250ZM149 251V250H148ZM163 251V250H162ZM167 251H169V250H167ZM166 251V252H167ZM195 251V250H194ZM30 252H32V251H30ZM29 252V253H30ZM62 252H64V251H62ZM62 252H60V253H62ZM73 251H71V253H72ZM87 252V251H86ZM110 252V253H109ZM112 252V254L111 255H113L114 253ZM142 252H143V250H142ZM157 252V251H156ZM158 252L160 253V251L158 250ZM47 253V252H46ZM54 253V252H53ZM56 253V252H55ZM60 253H59V255H60ZM76 253V252H75ZM85 253V252H84ZM88 253V252H87ZM90 253V252H89ZM92 253V252H91ZM148 253H151V250H150V252H148ZM164 253H165V251H164ZM176 253H177V251H176ZM175 253V254H176ZM35 254V256L37 257V255ZM42 254H45V253H43L42 252ZM51 254V253H50ZM49 254V255H50ZM66 254V253H65ZM68 254V253H67ZM77 254V253H76ZM79 254V253H78ZM86 254V253H85ZM99 254L101 255V252L99 251ZM142 254V253H141ZM146 254V253H145ZM153 254V253H152ZM203 254V253H202ZM45 255H48V253L47 254H45ZM44 255V256H45ZM56 256H58V253L57 254H55ZM64 255V254H63ZM69 255H72V254H69ZM90 255V254H89ZM89 255H88V258H89ZM93 255H94V253H93ZM103 255V254H102ZM110 255V256H111ZM115 256V255H113V256H115V257H113V258H115V259H117V260H114V259H112V257H109V258H111L112 259V261H114V263H115V261H118V259H120V256ZM165 256H166V254H164ZM163 254H162V256H164ZM168 255V254H167ZM34 256V255H33ZM42 256V255H41ZM52 256H54V255H52ZM52 256H48L47 258H50L51 260H52V258H56V260H57V258L58 257H56V256H54V257H52ZM79 256V255H78ZM78 256H77V259H78ZM86 256V255H85ZM85 256H84V259H85ZM138 256H140V254L138 255ZM142 256V255H141ZM149 256V255H148ZM152 256V255H151ZM162 256H160L158 259L156 258V257H158V256H156L155 258L157 259V260H160L161 261V259L162 260H164V257H162ZM169 256V255H168ZM31 257V259L30 258H27V261L29 262V260L28 259H30V260H32V256H30ZM40 257V256H39ZM39 257H37L38 259H39ZM46 257V256H45ZM45 257H43L44 259H47V258H45ZM69 257V256H68ZM67 257V258H68ZM73 257V256H72ZM94 257V256H93ZM99 259H102V258H100L99 256H97ZM101 257H103V256H101ZM174 257V256H173ZM65 258V257H64ZM64 258H63V260H64ZM87 258V257H86ZM92 258V257H91ZM91 258H89V260L88 261H90V259ZM95 258V257H94ZM97 258V259H98ZM105 258V257H104ZM103 258V260H105ZM108 258V259H109ZM122 258V257H121ZM146 258V257H145ZM144 257H142V260H146ZM153 258V257H152ZM175 258V257H174ZM174 258H172V259H174ZM181 258V257H180ZM191 258H193V257H191ZM22 259H24L23 257H22ZM42 259V258H41ZM41 259H39L40 260V262H41ZM58 259H60V260H62L61 258H58ZM93 259V258H92ZM138 259V258H137ZM136 259V260H137ZM140 259H141V257H140ZM147 259H149V258H147ZM165 259H167V257H165ZM170 259V258H169ZM172 259L170 260L171 262H172ZM194 259H195V257H194ZM34 260V262L35 261H37L36 260V258H34L33 259ZM51 260H47L48 261V264H49V262L51 261ZM52 261V264H53V262H57V261ZM66 260V259H65ZM69 260V259H68ZM83 260V259H82ZM94 261L96 260V259H93ZM151 260V259H150ZM155 260V259H154ZM188 260V259H187ZM0 261H2L1 263L3 264V259L1 260L0 259ZM23 261H25V260H22V262ZM24 262V264H28V262ZM46 260H44V262H45ZM71 261V260H70ZM78 261V260H77ZM76 261V262H77ZM98 261V260H97ZM102 261V260H101ZM111 261V260H110ZM138 261H140V260H138ZM152 261V260H151ZM150 261V262H151ZM167 261V260H166ZM169 261V260H168ZM18 262V261H17ZM31 262V261H30ZM33 262V261H32ZM31 262V263H32ZM39 262V263H40ZM43 262V261H42ZM41 263V264H45V263ZM85 262V261H84ZM92 260H91V264H92ZM132 262V261H131ZM136 262V261H135ZM147 262V261H146ZM152 262H154V261H152ZM157 262V261H156ZM164 262H165V260H164ZM175 262H177V261H175ZM183 262V261H182ZM184 262H187V261H184ZM9 263V262H8ZM14 262H12V264H13ZM16 263V262H15ZM20 264H21V262H19ZM61 263V262H60ZM71 263V262H70ZM87 263V262H86ZM86 263H84V264H86ZM90 263V262H89ZM105 263V262H104ZM166 263V262H165ZM18 264V263H17ZM23 264V263H22ZM30 264V263H29ZM33 264V263H32ZM50 264H51V262H50ZM55 264V263H54ZM56 264H59V262L58 263H56ZM62 264V263H61ZM64 264V263H63ZM75 264V263H74ZM116 264H118V263H116ZM143 264H144V262H143ZM164 264V263H163ZM185 264V263H184Z\"/></svg>","mask_w":264,"mask_h":264}]
</instances>
